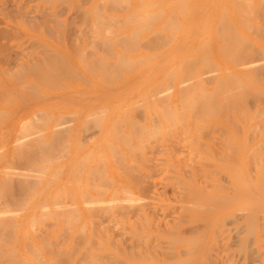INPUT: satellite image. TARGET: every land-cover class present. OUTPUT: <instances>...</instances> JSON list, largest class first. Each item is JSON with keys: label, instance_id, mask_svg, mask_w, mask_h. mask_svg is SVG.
Returning <instances> with one entry per match:
<instances>
[{"label": "rangeland", "instance_id": "1", "mask_svg": "<svg viewBox=\"0 0 264 264\" xmlns=\"http://www.w3.org/2000/svg\"><path fill=\"white\" fill-rule=\"evenodd\" d=\"M42 1H45V0H0V36H1L0 37V43H1L0 44V72H2L4 69H12L14 71L17 70L18 69L17 65L20 64L22 60L30 59V60L34 61L35 59H42L45 56H46L45 57L46 59L54 60L52 57L49 58V56L52 53L51 51H55V53L53 52V55L58 53V55H56V57H54L55 59L57 58V56L59 58L58 59L59 61L58 60L51 61L52 62L51 65L55 64L54 68L56 69L57 73H52V72H54L55 69L53 70V66H51V65H50V67H52V68L49 67V70H46L47 73L46 72L44 73L46 76L48 74V81L51 78L50 83L54 78L58 79L57 82H56V80L54 82V83H56L54 85L55 88L53 86L50 87L52 84L51 85L49 83L47 85L44 84L43 82H46V81L40 80V78L43 76H40V78L36 77L37 79L36 78L33 79L32 74L37 75L38 73H32V74L30 73L31 74L30 76H28V74L25 75V73H20L21 75L22 74L25 75V76L22 75L23 76L22 77L19 74L20 79L22 81L18 80L19 77L16 80V79H11L10 77H8L7 75H4V74L2 75V78H0V91L1 92L3 91L2 93L4 96L8 95L7 97H5V100L4 99L0 100V114H1L0 115V120H1L0 121V153L3 152L2 154H0V159H1L0 160V178L3 177L6 179V178H8V176L7 177H4V176L11 174V175H9V178H10L9 181H2V182H5V184L7 183L6 186L3 185V183H1V180H0V199H1L0 200V205H1L0 217H3L2 219L0 218V235H1L0 236V238H1L0 239V264H17L18 262H19V264H24V263H26V264H40L41 260L42 261L44 260L43 261L44 264H49V262H50V264H64V262L66 264H72V263L74 264L75 262H77V264H107V263H109V264H113V263L114 264H220L223 256L226 255V253L221 254L219 252L220 249L222 248L221 244H223V245L229 244L230 246L236 245L237 242L240 240V238H245L246 235L247 236L253 235V233L252 234L250 233V232H253V230H251L253 228L252 226H251L252 228H250V225L247 227L246 224H244V225H241L239 227L240 229L237 228V231L236 230L232 231L231 226L233 223L231 224V222H232V220H234V219H232L234 217H236L238 220H241L242 218L244 219L248 215L249 211H252L256 207V205H258V199L255 198V201H254V199H252L251 202H250V200L244 201V203H242V204L240 203L234 207L233 202H232V204H230L229 202L226 203L225 201H219L221 199L218 200V198L221 196H226L227 193H228L227 194L228 196L231 195L232 191H230L228 188L229 187L233 188V186L236 185L237 178H238L236 176L239 173H242V174L243 173H249L250 174L251 171L253 170L252 175H254V176H252L250 174L251 175L250 178H247L245 184L243 185L247 189H249V188L252 189L249 186L261 185V183H260L261 180H262V183L264 184V173H263L264 172V169H263L264 168V152H263V149H264V144H263L264 143V129H263L264 111L262 113V110H260L262 108V106H264V104L261 105L260 103H258L260 101L256 102L255 97H257L258 100H261V101L263 100L262 96H260L262 99L258 98L260 94H258V96H257V94H256V96H254V94H253L254 97L252 96L253 87L257 85L256 82L260 83L261 81H264V78H262L263 76L261 77V75H264V70H263L264 69V66H263L264 65V63H263V61H264V59H263V57H264V34L263 33L264 32L261 34V32L264 31V29H263L264 25L262 24L264 22V13L261 12L260 8H258V7H261L264 11V3H263L264 0H259V1L252 0V3L250 2L252 5L251 6L252 8H250V9H248V7L244 4L245 0L244 1L241 0L242 3L244 2L243 3L244 5L239 0H237V2H240V4L236 5L235 8H232V7H234V5L232 4L233 2L229 1V0H142V1L140 0L141 2L139 0H128L129 1V4H128L129 7L126 3L127 0H124V2H121L122 0L121 1L119 0L118 2H120V5H121V3H125L128 9L125 10V8L118 6L117 7L118 9L117 8L115 9L116 12L114 11L115 13H113V11L111 10L112 8L110 9V7H113V5H111L109 8L106 6V5L113 4L114 1H112V2L110 1L109 3H107L108 0L107 1L106 0H104V1L103 0L102 1H100V0H89V1L85 0V2H84V0H68V1L67 0H59V1L58 0H48V3L50 2L49 4L46 3L47 0H46V2H42ZM60 1H62V3ZM99 1L101 2L100 4H98ZM181 1L185 2V5H183ZM65 2H66V5H65ZM229 2H232V3H229ZM247 2H249V1L247 0ZM67 3H68V5H67ZM148 3H150L151 5ZM97 4L100 5V6H98L99 8L94 9L93 7H95ZM152 4H154V5L159 4V5L154 6ZM180 4L183 5L184 12L180 8L181 7ZM247 4H249V3H247ZM259 4H261V6ZM80 5H82V6H80ZM115 5H114V7H116ZM149 5L151 7L152 6L153 7L151 8ZM230 5L232 7H230ZM60 6H62V7H60ZM142 6H145V7H142ZM80 7H82V8H80ZM106 7H107L108 11H106V13H105L104 10L106 9ZM240 7L241 8L243 7L244 9H246V7H247V9H246L247 11L242 10L243 8L241 9ZM254 7H257V8H254ZM136 8H138L137 11H134V9H136ZM63 9H65V10H63ZM98 9L101 10V12L104 11V13L102 12L103 14H98V13H101V12H99ZM109 9L112 12H110ZM251 9L252 10L253 9H259L261 13L259 12V10L251 11ZM77 10H79V11H77ZM93 10H94V13L96 11V13H95L96 15H94V13L92 12ZM120 10H122V11L125 10V11L120 12ZM158 10H159V12L162 11L163 14L162 13H160V14L156 13V12H158ZM179 10L181 11L180 13L183 15L178 13ZM71 11H73V12H71ZM117 11H118V14H117ZM248 11H250L251 13L249 14ZM85 12H86V14L84 16ZM132 12H133V14H132ZM152 12H153V15L155 16L154 18L157 19L158 17H160V20L157 22L153 21V24L149 25V23L150 22L152 23V21L148 22L149 21L148 18L153 17V15L150 16V14ZM254 12H256V15L258 13V15L256 16ZM134 13H135V16H134ZM146 13L147 14L149 13L148 15L150 16V17H147L148 21L144 19L145 16H148ZM238 13L240 15L242 13V15L239 16ZM130 14L133 15V17H135V18H136V16L141 17L142 18L140 20L141 22L143 20L147 21L148 23L147 22L146 23L150 26L151 29L148 28V25H147L146 28L148 31L146 32V31H144L145 29L142 27V25H139V26H137L138 24L135 25V22H133V21H136V20L132 19L133 17ZM172 14H174V15H172ZM248 14H249V16L251 15V17L254 16V20L251 17H247ZM260 14H262L261 17H260ZM128 15H129V17H128ZM143 15H145V16H143ZM161 15L163 16L162 18H161ZM170 15H172V18ZM243 15H244V17H243ZM98 16H100L101 18ZM174 16H176V17H174ZM182 16L184 17V19H182L183 18ZM220 16H222V18L224 16L226 17L225 18L227 21L226 23L229 24V26H226L227 25L226 24L224 27L223 23H222L223 26H221V22L223 20H220V19H222ZM258 16H259V18H258ZM85 17L86 18L88 17L86 21H85V19H86ZM97 17H98V19L96 20ZM110 17H113V18H110ZM168 17H169V19H173V21H174V19L178 20V21L175 20L176 24L170 23L171 24L170 26L173 27L174 25L180 24V27L177 26V27H179L178 31H176L177 29L175 30L176 26L174 28L168 26V27L172 28L171 30H175L173 33H171L173 35V37L176 35L175 38L172 39L171 42L169 41V43L164 41V43H163L164 45H166V44L167 45L169 44V45L168 46L166 45V48L159 46L160 48H163V50L160 49L159 47H157V49H155L154 51L153 50L150 51L149 48H148V50L144 51V48L145 47L147 48V46L151 47V45H153V47H151L150 49H152V48L154 49L155 44L157 46L158 43H162V42H157L159 40L158 38H157L158 39L157 41L155 40L156 39L155 35H158V34H154L153 32L157 31L156 33H159V35H160L162 32L160 27L165 26L166 22L167 23L170 22L169 20H168L169 22L167 21ZM93 18L96 22L95 21L93 22ZM114 18L115 19L117 18L116 19L117 22L116 21L114 22ZM127 18L132 20V22L134 24L131 21H129ZM105 19H109V20L106 21ZM110 19L113 20V22H111ZM120 19L122 20L123 23H124V21H126L125 19H127L129 22L127 21L126 24L128 23L130 25L123 26L125 23L124 24L122 23L123 25H118V24H121ZM258 19H259V21H262V22H259ZM102 20H105V21H103L104 26L102 25ZM118 20L120 21L119 23H118ZM150 20H153V19L150 18ZM60 21H61V23H60ZM97 21L100 25L97 23ZM108 21L111 23L107 28L106 26L109 24ZM140 21L139 22L137 21V22L140 23ZM230 21L234 24L233 28L231 27L232 29L230 28ZM240 22H241V24H240ZM54 23L55 24L57 23V25H55ZM95 23H97V24H95ZM146 23H143V25L145 24V26H146ZM218 23L220 25H218V28H217ZM232 23H231V25H232ZM61 24L65 27V28L63 27L64 29H66V30L68 29L69 31L67 30V31L63 32ZM92 24H95L94 26L96 28L95 27L91 28V26H93ZM172 24H174V25H172ZM167 25H166V27H167ZM195 25H196V27H195ZM251 25H252V27H251ZM259 25L263 28H261ZM32 26H33V28H31ZM56 26H58L57 29H55ZM59 26H61V27H59ZM219 26L221 28H219ZM248 26L250 29H248ZM109 27L111 29H109ZM116 27L118 29H115ZM136 27H138V28H136ZM140 27L143 28L142 29L143 33L141 31H139L141 33H139V36L137 37V39H139L138 44L140 46V44L145 42V45L144 44L141 45V48L138 47L137 42L135 43L136 45L134 44V42L137 41L135 38L137 36L136 34H138L137 30L141 29ZM48 28H49V30H48ZM225 28H227V29L230 28L231 30H234V37H235V35H236V37H238L237 34H239V38L244 37L243 39H246V40H243L242 38H240V40L242 39L243 41H239V42H237L238 44H235L236 48L238 47V50L236 52H238L237 55L239 57L242 55L241 53L239 55L240 51L241 52L243 51L242 53L247 52V54L245 53L246 55H248V52H249V57L246 56L245 54L244 55L246 57L244 55H242V57H241L243 59V60L242 59L241 60L244 63H245L244 58H246V59L250 58L249 60L252 61L251 59H253L257 56L256 59L260 60V61L256 62V59H255V62H256L255 65L260 68L259 69L260 71L262 68L261 75L256 76V75H258L257 73H260V72L259 71L255 72L251 68H250V70L244 69L245 66L248 65L247 62L245 64V66H243V68H242L243 71H245V72L253 71V72H251V73H237L234 77L231 75L232 78H236V79L238 78L237 81L241 80L239 82L242 83V85H244L243 83H245V85L248 83L247 81H244V79L240 78L243 75L250 76L252 79V82H250L252 84L249 83L245 87L248 88L249 85L251 86V87L249 86L250 87L249 91H251L250 97H253L254 99L249 97V98H247L249 101L246 100L247 94L249 96V91H248V89L246 91V88L244 89V91H246L245 93H247L246 95L244 94V96H246L245 97V100H246L245 105L247 106V109H245L246 106L244 107V105H242L245 102H244V100L241 99L243 97L240 98V96H243V95H240V96L237 95V94H239L237 91H239L240 89L243 91L242 87L241 88L239 87V86H241V84L239 85V83H235V82H237V81H235L236 79L232 80V78H230V77H229L230 80H227L230 82L232 81L231 82L232 84L235 83L236 84L235 86H237L238 89L240 88L239 90H237V88L234 85L230 84V86L232 85L235 87L236 91L233 89V87H231L232 89L231 88H229V89H231L230 92L232 90H233V93H234V91L236 92V97L238 96V100H239V98H240V101L242 100L241 102L239 101L240 103H242L240 105V106H242L241 107L242 109L247 110L249 114H254L256 112V110L260 107L258 109L261 112L260 113V119L256 120L255 122L259 123V125H261V127H259V129L257 128L258 130L256 129L257 131H255V132L253 131V127L241 125L242 122L239 121L238 116H237V114L240 115V112H242V109L240 108V106L237 107V105H236V107L234 109H232L234 112L231 110V112L234 113V116L233 115L231 116L230 115V114H232V113H230L231 107H230V109L228 108L229 109L228 113H227L228 109H226L229 106V104L227 107H226V105L221 104V101H223V96H221V95H225L223 90L228 89V88H224L222 85L226 81H223V82L219 81V84H218L217 79L208 78V76H211L212 74L209 75V73L208 74L205 73L206 72L205 69L211 68L212 64L215 65L217 63H220V64L225 63L226 65L230 66L229 65L230 63H226L224 60V56H226V58H227L231 55L230 54L231 52L227 53V50L229 51L230 49H226L227 47L230 48V46H226V45H229L230 42L236 43L237 38L235 37V42H233L234 41L233 38L230 37V39L233 41L228 40L229 43L225 42L224 44H226V45L224 46L223 41L225 40V37L230 35V33H231L230 36H232L231 30H229V31L227 30L226 33L224 32V31H226ZM252 28L254 29V31H252ZM256 28L258 31L256 30ZM34 29H36L35 31L38 30L37 32L40 34H37V32L33 31ZM100 29H102V31ZM108 29H109V33L111 32L110 33L111 35H108V34L106 35L105 32L103 33V30L107 31V33H108ZM168 29L166 28L167 32H165V37L168 38L167 41L170 39L169 37L172 36L170 34V32H168L170 29L169 30ZM219 29H222L224 31H220ZM5 30H6V33H5ZM53 30H54V32H53ZM99 30L101 32H99ZM131 31L135 34V36L133 33H130ZM134 31L137 33H135ZM158 31H161V32H158ZM194 31H196V32L194 33ZM208 31H210V32H208ZM51 32H53L54 34ZM84 32H86V33H84ZM251 32H256V33L253 34ZM258 32L261 36L260 38L257 35ZM64 33L67 34L68 36L65 35ZM112 33H113V35H112ZM152 33H153V37L155 36V39H153L152 42H154V40H155V44L150 42V43H152L150 45L149 43H147L150 41V39H148L149 41H147L146 38L148 36L151 37ZM215 33H217V35L218 34L219 35L217 36ZM62 34H64V35H62ZM220 34H222L221 36L224 37V38H222V39H224L223 41H222V39H219L221 41L218 40ZM240 34H242V36H240ZM130 35H132V37L134 36L133 37L134 42L131 41L133 44L130 43V44L126 45L125 41L120 40L121 38L119 39V37H124V36H127V38H129ZM163 35H164V33H163ZM163 35H161V36L164 37ZM6 36H8V37H6ZM89 36H91V37L89 38ZM221 36H220V38H221ZM162 37L160 39H162ZM173 37H171V38H173ZM53 38H54V41L52 40ZM65 38H67V39H65ZM108 38H109V41H107ZM164 38H163V40H166ZM261 38L263 40H261ZM58 39L61 40L62 46L60 45V43H57V42H60V40L58 41ZM118 39L120 40V43L122 41V43L125 44V45L122 44L123 47H125V48H127L126 46H128V45L131 46V44H132L135 47L134 46H131V47H133L132 49L135 50L136 46H137L136 53H135V51H132V50H130V52H132V53L134 52V54H128V51H127V53H123V51L120 49L122 45L121 46L119 45ZM89 40L96 43L98 46L96 47L94 45V43L90 44ZM130 40H132L131 37H130L129 41ZM143 40H145V41H143ZM163 40H161V41H163ZM33 41H35V44L33 43ZM78 41H80V42H78ZM95 41H98V42H95ZM103 41H105L106 44ZM106 41L107 42L112 41V42L110 44L109 43L107 44ZM37 42H38V44H36ZM114 42L116 44L118 43L117 46L116 45L113 46L112 43H114ZM204 42H206V43H204ZM88 43L90 44V47L95 51H92V49L89 48L88 46H86L87 48L85 47V45H88ZM239 43L242 44V45L240 44L242 46L241 50H239L240 49ZM41 44H42V46H41ZM77 44H79L78 45L79 48L74 47ZM205 44H207V45H205ZM244 44L247 47L249 46L248 48H250V49L246 48V46ZM2 45H3V47L5 46L4 49H3ZM67 45H70L71 47L67 46ZM100 45H101V47L103 46L104 48H106V50L103 48L100 49ZM231 45H233V44H231ZM109 46H111V48L109 50H107V48H109ZM119 46H120V48H118ZM221 46L222 47L224 46L223 48H225L226 50L221 49ZM39 47H40V49H39ZM131 47H130V49H131ZM27 48H28V50H27ZM218 48H220L221 50H224V51H221L222 54L224 52V55H220L217 53L220 57H218V59L215 58V61H213L214 53L219 51ZM1 49H3V50H1ZM99 49L101 51H103L104 54L102 52H100ZM256 49H259L260 51L256 50ZM22 50L27 52V53L24 52L25 56L23 55V53H22V55H19V53H21ZM40 50L43 52L42 55H41L42 52H40ZM76 50H78V51H76ZM126 50H125V52H126ZM29 51L31 53L33 51H38V53L35 52V54H34V52H33V54H31V55L29 54L31 57L28 58V55H26V54H28ZM75 52H77V53L75 54ZM78 52L80 53L81 56L78 55L79 54ZM84 52L87 55L86 54L84 55L83 54ZM109 52H111V55L108 54ZM112 52L115 54L117 53V54L123 55V56H121V55L118 56L119 58L123 57V59H124V62H122L119 67H118L119 64L116 63L117 59H118L117 54L114 56V55H112L113 54ZM234 52L235 51L233 49L232 54ZM254 52L257 54V55L255 54V57H254ZM49 53H50V55H49ZM106 53H107V57L105 55ZM89 54L91 55V57L94 56V58L93 57L91 58ZM92 54H94V55H92ZM226 54L229 56H227ZM47 55H49L48 58H47ZM74 55H76V57ZM147 55H150L152 58L150 56H147ZM15 56H17V59H15L16 58ZM85 56H87V57H85ZM203 56H205V58H206L205 59V61H207L206 63L209 62L211 64V65H208L209 67L206 66L207 64H204L205 62L198 61L199 59H202ZM243 56H244V58H243ZM191 57H193L196 61H194V59H192V61H191V59H190ZM60 58H62L63 60L62 59L60 60ZM79 58L81 59V61ZM82 58L85 61L87 60V62L91 61L90 67H91V65H94V64L97 65L96 62L99 61V60L97 61V59H100V61L98 62V63H100L99 64L100 66H98V67L96 66V68L99 69V67H100L103 70L105 69V67L103 68L102 66L105 63H108V64H106V68L114 65L115 66L114 68H116V69L120 68L121 66H124L123 68L126 69L125 66L127 64H130L132 60H134L133 64L136 61H139L141 59H144V60H143L142 64H141V62H138V63H140L139 66H137V65L134 66V68H132L131 71H126L125 69H122V71L125 70V72L123 73L121 71V73L119 75V73L113 74V72L115 71L113 69L114 71L112 70L109 75L107 73H105L107 75V77H105L106 75H104L102 73L103 72L102 70H100L102 72L99 73V70H97L93 66L91 67L92 71L95 69L98 72L95 71L96 75L94 73H92L93 74V76H92L91 69H89L90 72H88V70H87L88 69L87 67L89 66V62H88V65H87V62L85 64L84 60ZM187 58L190 60L191 64L188 63L189 61L187 62V60H188ZM93 59H94V61H93ZM95 59H96V61H95ZM128 59H130L129 60L130 63H125L126 61H128ZM145 59L147 61H145ZM227 59L229 60V58H227ZM14 60H15V62H13ZM241 60H240V63H241ZM3 61L6 62L7 66ZM8 61L11 65L10 64L8 65ZM60 61L62 63L64 62V65ZM92 61H93V63L94 62L95 63L93 64ZM110 61L115 62V63H112L111 65H109L111 63ZM250 61H249V63H251ZM253 61H254V59H253ZM145 62L148 64H146ZM196 62L198 64H196ZM243 62H242V65H244ZM260 62H262V63H260ZM258 63H260V64H258ZM56 64H57V67H56ZM231 64H232V62H231ZM13 65H14V67H12ZM179 65H180V68L178 69ZM196 65H198L199 67L197 68ZM202 65H204V66H202ZM255 65H252V67L254 66L253 67L254 69L257 68ZM64 66H66V67H64ZM131 66H132V63H131ZM217 66H214V67H216L214 69H213V67L211 68V70L208 69L207 72L216 70ZM58 67H60V68L63 67L62 69H64V70H62V73L59 72L60 68H58ZM84 68H86V69H84ZM111 68H113V66L110 67V69ZM121 68H120V70H121ZM127 68H128V66H127ZM191 68H193L194 70L197 68V70H195L196 73H193L194 70H192ZM247 68H249V67H247ZM50 69L53 70V71H51V74L49 73ZM107 70H109V69H107ZM107 70H104V71L106 72ZM189 70L192 71V73L189 72ZM255 70H258V69H255ZM117 71H119V69ZM179 71L182 73H180ZM170 72H172V73H170ZM168 73H170L171 76L173 74V77L168 76V75H170ZM252 73H256L254 75L257 78H255V76H253ZM16 74H15V76L18 75V74L17 75ZM39 74H42V73H39ZM188 74H189V76H188ZM164 75H167L168 78L164 77ZM190 75L191 76L193 75L191 77V79H190ZM51 76L53 77V79ZM120 76L122 78H120ZM184 76L189 77V79L187 77L188 81H187L186 77H184ZM201 76H204V77H202V79H201ZM45 77H43V78H45ZM183 77H184V79H183ZM13 78H15V77L13 76ZM102 78H104V80H106V81H103ZM107 78H110V80L109 79L107 80ZM170 78L172 79V81ZM192 78H193V80H192ZM205 78H208V79L206 80ZM212 78H215V76L213 77V75H212ZM45 79H47V78H45ZM70 79L72 81H70ZM210 79H211V81L209 82ZM253 79H256V80H253ZM168 80H170V81H168ZM17 81H19L20 83ZM58 82L60 84L62 83L63 85L60 86ZM170 82H172V83H170ZM215 82H217V83H215ZM22 83H24V84H22ZM34 83H35V85H34ZM86 83L90 84V86ZM185 83H186V85H185ZM188 83L192 84V86L188 85ZM211 83L217 84L216 86H218V87L215 86L217 88L216 90H214L216 93L213 92V90H212L210 94H211V96L212 95L214 96L215 94H217V95H215L216 98L213 97V99L210 97L212 99V101L210 99L208 101L207 98H209L210 94L208 96V95H205V93L209 92L208 91L209 87H207V86H208V84H211ZM220 83H222L221 84L222 89H221ZM182 84H184V86ZM25 85H26V89H25ZM27 85H29L30 88ZM164 85H165V87L167 86L168 88H165ZM224 85L228 86V85H226V83ZM64 86H65V88H64ZM170 86H171V88H170L171 91L169 89ZM180 86H182V87H180ZM193 86H194V89L195 88L196 89L194 90V92H191V91H193ZM230 86H228V87H230ZM161 87H163L164 89ZM197 87H199V89ZM31 88H32V90L30 92H28ZM182 88H184V90ZM26 90H27V92H26ZM157 90H160V92ZM185 90H188V93ZM200 90H202L204 92H202ZM241 90L239 91L240 93H242ZM34 91H36V92H34ZM195 91L198 93H196ZM1 92H0V94H2ZM157 92H159V93H157ZM162 92H165L164 93L165 95ZM182 92H183V94H182ZM220 92L221 93L223 92V93L221 94ZM169 93L171 95L170 98L168 97L169 95H167ZM225 93H227V91ZM228 95L233 96V95L229 94V92L225 96H228ZM4 96L2 98H4ZM158 96L160 97L159 102H157ZM163 97L166 98L165 100H167V101H165L163 99ZM236 97L234 96L233 99H237ZM185 98H187V100ZM188 98L189 99L191 98L193 100V102H195V104L199 105V106L197 107L195 104H193V102L191 104L192 100L190 99L191 100L190 101ZM161 99H163V101H165V102L161 101ZM214 99L215 100L217 99L216 100L217 102L214 101ZM228 99H230V98H228ZM252 99L255 101H253ZM184 100H186V101H184ZM200 100H202V101L200 102ZM5 101H7L8 103ZM152 101L155 104H153ZM180 101L184 104L180 103ZM250 101H251V103H250ZM186 102H188V105H187L188 108L185 110L184 105L186 106V104H187ZM199 102H200V104H198ZM203 102H206L205 103L206 105L209 104L211 106L212 105L214 106L217 103L218 106H215L214 108H216V109L213 108L212 110L210 109V107H209V109L206 108L205 106H204L205 108L204 107L202 108L201 105L202 104L205 105ZM211 102H212V104H211ZM247 102L250 104L249 106L251 108L248 107ZM263 102H264V100L262 101V103ZM164 103L166 106L164 105ZM218 103H220V104H218ZM189 104L192 105L191 106L192 109H191ZM171 105H173V106H171ZM221 105L223 107H221ZM219 106H220L221 112L224 111V113H225L223 116H222L223 112L221 113L218 111ZM230 106L234 107L233 104ZM167 107H169V109ZM179 107H181V109ZM182 107H184L183 108L184 110L182 109ZM195 107H197L198 110ZM175 108H176V110H175ZM237 108H239V109L235 110ZM248 108H250L251 110ZM162 109H164V110L166 109L165 112ZM189 109H191L190 110L191 112L189 111ZM194 109H196V110H194ZM201 109H203V111ZM140 110L142 111L141 116L143 118L139 116L141 114ZM178 110H181L182 113L184 112L185 117H187V118H189L190 115L193 116V114H198V113H195L196 111L197 112L202 111L200 113H203V114H201L202 117L197 118V119H199V121L194 120V122L192 124L190 121H193V117L194 116L197 117L200 114H198L197 116L194 115L190 120L188 119L187 124H186V122H184L185 118H184V120L181 119L182 117L177 118L178 121L181 120L182 122L181 123L177 122V124L179 123V125H176V127L174 128L175 130L173 131L171 128H173L172 126H174V124H176L175 122L177 121L176 119H175L176 121L173 119L177 115L176 111H177V113L179 112ZM193 110H194V113H193ZM213 110H214V112H212ZM215 110L217 111V113L215 112ZM167 111L169 112V114H167L168 113ZM235 111H237L238 113L236 114ZM40 112H41V114H40ZM173 112L176 115L173 114L175 116L173 117V119L172 118L170 119V120H173V122H169V116H171V113H173ZM38 113L40 114V116ZM155 113H156L157 119L154 116ZM164 113H165V115H164ZM205 113L208 115L206 116ZM215 113H216V115H215ZM35 114H37L39 117ZM89 114H91V115H89ZM188 114H189V116H188ZM219 114H221V115H219ZM227 114L230 115L229 116L230 118L232 117L235 120V125L237 124L239 126V128L241 130L239 137H237L236 134L240 130L238 129L239 131H237L235 128H233L234 125H229V126L227 125V124H231V123H229V121L231 122V119L227 117L228 116ZM34 115H35V117H34ZM41 115H42V118L37 119V118H40ZM51 115H52V117H51ZM136 115H138L137 119H136ZM179 115H180V113H179ZM179 115H177V116L179 117ZM209 115L210 116L212 115L211 117H213V119L210 118ZM261 115H263V116H261ZM32 116H33V118H32ZM44 116H46V117H44ZM90 117H92V118H90ZM60 118H61V120H63L62 122H64V123L61 122ZM96 118H97V120H96ZM117 118H118L120 125H118V121L116 123ZM139 118L140 119L142 118L141 122H143V120H144V122L142 123L143 127L148 128L147 130H146V128H144L145 131H148L147 132L148 137L146 136L147 134L145 131L141 132L142 128L138 129V128L142 127L140 125L141 122L139 121L140 120ZM222 118H225V119H222ZM86 119L88 120V122L90 121L93 124L88 123ZM200 119H201V121H200ZM207 119L209 120V122ZM228 119H230V120L228 121ZM93 120L99 121V126H98V123L96 121L94 122ZM205 120H207V121H205ZM222 120H226L227 124ZM84 121H86V122H84ZM132 121L134 122V127L130 128V125L133 124ZM153 121H154V124L157 123L154 130H156V127H157V129H158L157 134L158 133L160 134L159 137L156 134L151 135L152 134L151 130L153 132H156L152 129V127L154 128V125H152ZM23 122H24L25 128L28 129V127L31 126V129L30 128L28 129V130H30V131H28L29 136H28V132L24 133V131H23L24 126H20L21 124H23ZM38 122H43L42 124H45L46 126L43 125V127L40 128V126L38 125ZM59 122H61V123H59ZM137 122H140V123L137 124ZM255 122H253V123H255ZM95 123L97 124L96 127L94 125ZM168 123L172 124V125L170 126ZM182 123H184L185 125L182 126L183 125ZM32 124L35 126H33ZM54 124H57V125L54 126ZM85 124H86V126H85ZM159 124H161V125H159ZM193 124L195 127H197V125L201 124L203 127L205 126V128H202L200 125H199L200 126L199 128L198 127L195 128V127H193ZM215 124H218V125L216 126ZM60 125H62V126H60ZM191 125H192V129L194 131L197 130L196 132L191 131V129H190ZM115 126L117 128H115ZM213 126H214V128H213ZM231 126H233V127H231ZM59 127H61L62 130ZM83 127H84V129H83ZM135 127H138V128H135ZM184 127H187V129L189 128L190 130L188 129L189 132L184 133L186 135L183 134L184 136L181 137L180 134H182L183 132L186 131L185 130L186 128H184ZM220 127H223L222 129H224V131L226 130V133H225L221 129L222 132H224V133H221L223 138L218 136L220 132L218 133L217 130L219 129L218 131H221ZM21 128H23L22 131H20ZM230 128H231V130H230ZM236 128H238V127L236 126ZM251 128H252V130H249ZM27 129H25V132ZM33 129L35 131H33ZM182 129H183V131H182ZM202 129H206V130H209V129L215 130L216 129V131L210 132V130H209L207 132L205 130L204 131V133L206 132L205 134L208 135V133L210 132V135H211V136L208 135L209 137H207V135H205L203 133ZM234 129H235V131H234ZM254 129H255V127H254ZM38 130L41 133L42 137H41L40 133L38 132ZM52 130H54V132ZM91 130H92V132H91ZM199 130L201 132H199ZM260 130H262V131H260ZM36 131L39 135V138H41L40 140H37L38 137H35L37 135V133H35ZM60 131H61V133H60ZM120 131H121V133L122 132L123 133L121 134ZM132 131H134L135 133ZM20 132H21V135H20ZM30 132L35 133V134H32ZM94 132H98V133H94ZM165 132L167 134L170 132L169 136ZM65 133H67V134H65ZM80 133H81V135H80ZM202 133H203V135H202ZM249 133L250 134L252 133L251 135H253V133H255V134L257 133L256 134L257 136L255 134H254V136H252L254 138V140L250 141V143H249V140H251V139L249 138V136H251V135H249ZM25 134H26V136H25ZM31 134L34 135V137ZM17 135H19V136H17ZM23 135L25 137V140L23 139L24 138ZM30 135L32 136L31 138H33V140L32 139L31 140L33 142L35 141L34 144L32 141L30 144V141H29L30 139L28 138V137H30ZM62 135L65 136V138H63ZM125 136H127L128 138L127 137L126 138L131 140V142L129 140H127L125 142V140H126ZM135 136L138 138L141 137V139H140L141 141L138 138L133 139ZM150 136H151V138H150ZM164 136L168 137L169 139H166V137H164ZM16 137L18 139L21 138L20 139L21 142L19 143V141L17 140L16 143H18V144L14 145ZM51 137L53 138V140L51 139ZM57 137H58V141H61V142L57 141ZM60 137L62 140L59 139ZM90 137H91V139H89ZM119 137H120V139H119ZM121 137L124 138L123 142H121L123 140ZM129 137H131V138H129ZM229 137H230V139H229ZM187 138H189V139H187ZM209 138H210V140H208ZM214 138H215V142H214L215 144L212 143L214 141ZM225 138L229 139L230 141L229 140L227 141V139H225ZM262 138H263V140H262ZM113 139H115V140H113ZM144 139H147L149 141H144ZM90 140H92V141H90ZM134 140L136 141L137 144L135 143ZM138 140L140 141L141 146H140ZM151 140H153V141H151ZM220 140L223 141L225 144L223 142H221L222 143L221 144ZM128 141H129L130 146L128 145ZM208 141H210L209 142L210 144L212 143V145H211L212 148H211L210 144L208 143ZM261 141H262V143H261ZM23 142H25L24 145L22 144ZM43 142L46 144V145L43 144L45 147L43 145H41L39 148L38 144L39 143L42 144ZM50 142H52L53 147L50 146V145H52ZM108 142L111 145V147H109L110 149L113 148V146L116 149V150L114 148H113V150L111 149L113 152L111 155L114 154L115 157H117V158H115L114 155L112 156L113 158L110 156L111 151L108 148L109 145L105 144ZM144 142H148V143L144 144ZM58 143L59 144L61 143L62 145H58ZM67 143H68V145H66ZM142 143L144 145L143 149H142ZM19 144H22L21 147L19 146ZM79 144H80V146H79ZM81 144H83V145H81ZM151 144L154 146H152ZM202 144L205 147H203ZM227 144L228 145L230 144L229 146H231V145L233 146L231 149H234V147H235V148H237V150L230 152L229 150H231V149L229 146H227ZM47 145H49L51 148L48 147ZM63 145H64V147H63ZM124 145H125V147H124ZM170 145L172 147H170ZM197 145H198V147H197ZM199 145L202 146V147L201 146L200 147L203 150L205 148V151H207V152L203 151L199 147ZM215 145H217V146H215ZM14 146L18 147V148H14ZM28 146H29V148H27L28 149L27 151L30 150L31 153H30V151L29 152L26 151L28 153L27 154L25 152L26 149L24 150L25 153L23 152V148L24 147L26 148ZM54 146H55V148L58 147L59 150L55 149L56 152L54 150H52V148H54ZM60 146H62V148H60ZM218 146H219V149H218ZM258 146H259V148H258ZM19 147H20V149H19ZM32 147L33 148L35 147L36 150L33 149ZM130 147L133 148L134 151L132 149L128 150V149H130ZM166 147H168V148H166ZM174 147H175V149H174ZM178 147H181V148H178ZM252 147H254L253 150L252 149L250 150V148H252ZM255 147L257 149H259L260 152L258 151V153H257V151H255L256 152L255 153L254 152ZM31 148H32V150H31ZM44 148H46V149H44ZM48 148H50V150H52L54 152L47 150ZM107 148L109 149V151L107 150ZM213 148L215 150L214 152L212 150ZM39 149L42 151H40ZM223 149H224V151H222ZM14 150H15V153L12 154V152ZM20 151H21V154L23 156L20 155ZM39 151L42 153H40ZM43 151H46L45 157H44ZM48 151H49V153L52 152V154H51L52 156H53V154H55L57 156L56 157L54 155L55 159L56 158L57 159L61 158V159H58V160L56 159L58 162L55 161L56 162L55 163L54 161H52L53 160L51 158L52 156L49 157L50 155L47 154ZM57 151H60V152L58 153ZM63 151L66 152V153H64V155L66 154L65 156L63 155V153H61ZM116 151H117V153L120 152V153H118V155L121 157L122 160H123V158H125L124 161H121L118 159L119 156L118 155L116 156V154H115ZM136 151H137V153L135 155ZM185 151H187V152H185ZM216 151H217V153H216ZM138 152H139V154H141V157H142L141 161L138 160V158L140 157V155H137ZM218 152L221 153L223 156L221 154H220V156H218L219 155ZM18 153H19V155H18ZM155 153H157L159 155H155ZM191 153H192V156H188L186 158V156L191 155ZM206 153H208L210 156L207 155ZM214 153L216 155L218 154L217 156L219 158L217 156L215 157ZM40 154L45 159H43ZM250 154H252L251 155L252 157L250 156ZM137 156H139V157H137ZM200 156H203V158ZM48 157L51 158L52 160H50V159H49L50 161L47 160ZM220 157H224V159L222 160V158H220ZM38 158L43 159V160H47V162L48 161L49 162L43 163L42 160H40L43 164L42 165L38 164V163H36L39 161ZM82 158H83V160H82ZM85 158H87V159H85ZM146 158H149L150 160H148V162H147ZM185 158L187 159V161ZM190 158H192V160ZM249 158H251L252 161H251V159L249 160ZM17 159L19 160V162ZM116 159H118L120 161L119 163L123 162L122 165H125V166L127 165V168L125 169V166H120V165H118L120 167V168H118L117 164H119V163ZM174 159L177 161H175ZM203 159H205V160H203ZM254 159H257V161H259L260 163ZM113 160H114V162H113ZM131 160L133 163H131ZM172 160H174V161H172ZM179 160H181L180 163H179ZM193 160H194V162H192ZM97 161L99 164H97ZM190 161L193 164L188 163ZM41 162H39V163H41ZM52 162H54V163H52ZM174 162L175 163L177 162V164H175ZM198 162L201 164H198ZM256 162H257V165L259 164L258 167H257V165H255ZM115 163H116V165H115ZM140 163H142V164H140ZM167 163H169L170 166H168ZM181 163L183 166L181 165ZM204 163H206V164H204ZM227 163H228L229 167L225 166ZM37 164H38V167H36ZM100 164L103 165L104 167H101ZM132 164L136 168H134V167L131 168L129 166V165L132 166ZM143 164H145V165L143 166ZM209 164H210V166L212 164V166L208 167ZM220 164L221 165L223 164V165L221 166ZM23 165H24V167H23ZM79 165H80V168H79ZM82 165H84L83 166L84 169H83ZM203 165H205V167ZM230 165H235V167H238L239 169L237 168L238 169L237 170L234 167L231 168L232 166H230ZM145 166H148V167H146L147 169L145 168ZM249 166L251 168H252V166H254L253 169L250 168L251 171H249L250 169H248ZM4 167H7V169H5ZM30 167H32V168H30ZM100 167H101V169L103 168L104 170L100 169V171H98V168H100ZM123 167H124L125 173L122 174V172H124V171H121V170H123L122 169ZM129 167L131 168L130 170H132L131 172H133V170H134V172H135L134 174H136V173H139L138 175L141 174L140 178L142 177V179H139L140 182L142 181L141 183L137 179V178H139L138 175H137V178H136L137 180H136L134 178V177H136V175H134V177H133L132 173L129 172L130 170L127 171L128 174L131 175V176H129L130 178H128V176L126 175V173H127L126 170ZM195 167H196V169H195ZM28 168L32 169L33 172L28 173L29 172V171H27ZM91 168H93V171ZM94 168L96 169V172H100L97 174L99 176H101L100 178H103V179H98L96 181V178L97 177L99 178V176L95 175L96 172H95ZM4 169L6 171L9 169L7 172H10L13 170L15 173L17 171L15 173V174H18V175H16L17 177L15 175H13V173L4 174V171H2ZM30 169H28V170H30ZM119 169H121V170L119 171ZM193 169L195 171L199 170V169L200 170L203 169V171L199 170V172L197 171V173H196ZM216 169L219 171H217ZM91 171L93 172V176H94V178H92L91 181L95 180L96 182H98L97 184H99L100 187H101V185L103 186L104 183H108V184H105L107 186H109L111 184V187H109V189H107L108 187H106L104 185V187H101V189H100V187L97 185V188H96V182L92 181L93 188H90V186H92V185L89 186L87 183H88V181H89V184L91 182L89 180V178H91L90 176H92L90 173ZM183 171H185V172L187 171L185 173V175L186 174L188 175V173H190L191 177H190V175L187 177L184 176ZM210 171L212 172V174H214L216 172L214 175H216L217 173H220V174H217L220 176L217 177V175H216V177H215L214 175H211ZM35 172H37V174ZM78 172L79 173L81 172V173L79 174ZM87 172H88V174H87ZM194 172H195V174H194ZM232 172H234V173H232ZM39 173H41V174H39ZM101 173H103V174L105 173V174L102 175ZM161 173H163V174H161ZM262 173H263V175H262ZM38 174L41 176V178L39 177ZM202 174H203V177H202ZM50 175L51 176L54 175L57 177L53 176L54 177L53 178ZM124 175H126V176H124ZM173 175H175V176H173ZM198 175H200V177ZM207 175H209L210 179L207 178L208 177ZM261 175H262V177H261ZM21 176H23V177H21ZM77 177L78 178L80 177V178L78 179ZM171 177L173 179H170ZM230 177H231V179L232 178L234 179V177H235V181H232L230 179ZM251 177L254 178V181L252 180L253 178H251ZM75 178H76V180H75ZM146 178H148V179H146ZM218 178H221V179H218ZM225 178H227V179H225ZM128 179H130V180L134 179V180L132 182H130ZM188 179H190L191 181ZM197 179H198V182H196ZM49 180L51 183L48 182ZM77 180H78V182H77ZM135 180L138 181L137 185H136V182H135V184H133ZM147 180H149L148 183H146ZM225 180H226V182H225ZM227 180L229 183H227ZM192 181H195V182H192ZM47 182H48V185L46 184ZM182 182H184V184H181ZM216 182L218 184H216ZM35 183H37V184H35ZM68 183H70V184H68ZM129 183H130V185H129ZM176 183H178V184H176ZM204 183L207 185H205ZM208 184L211 186L214 185L212 187L213 189L211 187H209L212 189L211 190L212 192L207 187ZM21 185H22V187H21ZM34 185H37V186H34ZM139 185H141V186L145 185V186H143V188H141V186H140L138 189ZM198 186H200V187H198ZM224 186H226L228 188L225 187L226 189L224 188L223 190H221V188H223ZM202 187H203V190L201 189ZM215 187L217 188V191H216V189H214ZM192 189L195 190L199 194L195 193ZM204 189H205V191H204ZM22 190H23V192H22ZM69 191H70V193H69ZM185 191H187V192H185ZM183 192L185 194H188V196L186 195L187 196L186 197ZM182 194H183V196L181 197V199L183 198V200L180 199V196ZM25 195H26V197H25ZM203 195L207 198L211 197L210 199L216 198V197H218V198H217V201H212L210 199L204 198ZM98 196H99V198H98ZM84 197H85V199H83ZM184 197H186L185 198L186 201H184ZM93 198H94V200H93ZM194 198H197V199H194ZM24 199H25V201H24ZM226 199L227 198L224 197V200H226ZM52 200H53V203H52ZM110 200H112V201H110ZM115 200H116V202H115ZM198 200H200V202L202 200L201 203L199 202L197 204H199L200 208L202 206H204V208H201V209H203V211H202L203 214L200 212H195V213L193 212L196 208L199 209L198 208L199 206L196 208H193L192 211H190L191 208L190 209H183V208H185V204H188V205L194 204V203H191V201L192 202H194V201L198 202ZM256 200H257V202H256ZM113 201H114V203H113ZM245 202H249V204L246 205ZM3 203H4V205L6 204L5 205L6 207L8 204L9 210H7L6 207H4L6 210H3L4 209ZM183 204H184V206L182 207ZM205 204H206V206H205ZM53 205H54V207H53ZM219 205H222V206H219ZM241 205H242V207H241ZM207 206H211L210 209ZM244 207H245V209H244ZM39 209L41 210V212L39 211ZM201 209H199L198 211H200ZM2 210H3V212H2ZM184 210H186V211H184ZM213 210H214V212H212ZM4 211H5V213H4ZM195 211H197V210H195ZM205 211H210L212 214H210V213L204 214ZM46 212H47V215H49L48 217L46 216ZM63 212H65V214ZM71 212H73L75 214H73ZM180 212H182V213L180 214ZM184 212H186V213H184ZM9 213H12V214L10 215ZM43 213H44V215H43ZM14 214H16V215H14ZM4 215L7 216L8 219ZM40 215H42V216H40ZM9 216H10V218H9ZM39 216H40V218H39ZM183 216H186V217H183ZM93 217H94V219H93ZM59 218L60 219L63 218L65 220L62 219L63 220L62 221ZM153 218H155L156 220ZM41 219H42V221H40ZM52 219H54V220H52ZM143 219H144V221H142ZM204 219H207V221H203ZM37 220H38V222H37ZM150 221H151V223H150ZM222 221H224L228 225V228L231 229L230 230L231 234L229 233V235H227V236L220 235L221 232L219 231L218 223L220 225V223ZM263 221L264 220L262 219L261 222L264 223ZM75 222H76V224H75ZM180 222H182V223H180ZM11 223L13 224L14 227L12 226ZM64 223H65V225H64ZM175 223H176L175 226H177V227L174 229L173 224H175ZM178 223H180V224L177 225ZM73 224H75V226ZM92 224L95 227L97 225V227L94 229ZM152 224H154V225H152ZM62 225H63V227H62ZM71 225H73L74 228H71ZM136 225L138 227H136ZM172 225H173V229L171 227ZM81 226H83V227H81ZM160 226H161V228H160ZM167 226H169L168 227V234L167 233L162 234V232L160 233L159 229H161V230L165 229L166 230ZM80 227H81V229L84 228L82 230L84 234L81 232ZM102 227H103V229H102ZM145 227H146V229H144ZM139 228L142 230V232H140L141 230ZM241 228H242V231H241ZM97 229H99V231ZM100 229H101V231H103L102 233H101ZM215 229H216V231H215ZM48 230H49V233H48ZM95 230L98 233L96 236H94L96 234ZM146 230H148V231H146ZM154 230H156V232ZM170 230H172V231H170ZM79 231L81 232L80 234H82L81 236L77 235V234H79V233H77ZM173 231H174L175 236L173 235ZM89 232H92L90 234L93 237L92 236L89 237V235H90V234H88ZM236 232H238V233H236ZM34 233L36 234V236ZM100 233H101V235H100ZM43 234H45L46 236ZM177 234H178V236H176ZM262 234L264 235V231L262 232ZM10 235H11V237L13 235V237H12L13 240L9 242V239L11 240V238L9 237ZM59 235L61 237H62V235H64V236H63V238H61ZM67 235L69 236V238ZM98 235H100V237H98ZM170 235H173L174 237L170 236ZM258 235H260V234H258ZM7 236H8V238H7ZM43 236H45V237H43ZM79 236L81 238L84 237V239H83L84 241H82L81 238H79ZM142 236H145V237L142 238ZM59 237H60V239H59ZM74 237H75V240H74ZM153 237H155V239H152ZM25 238H26V240H25ZM91 238L94 239L95 241H93ZM103 238H105L104 239L105 242H104V240L102 241ZM201 238H202V240H201ZM174 239H176L175 241L179 244H176V242L173 243ZM223 239H225V240H223ZM226 239H227V241H226ZM46 240L48 241L47 243H46ZM76 240H78V242L74 243V241H76ZM154 240H156V241L154 242ZM160 240L161 241L164 240L162 242V244H161ZM169 240H171V241H169ZM133 241L135 242V244ZM142 241L145 242V245H143V247H142V245L141 246L139 245V243L142 244ZM167 241H169V244H170L169 247L166 246L168 244ZM5 242H6V244H5ZM150 242L154 243L153 246L158 247V245H159V247L154 249ZM159 242L161 244V247H160ZM164 242H166L167 244H165ZM24 243H26L27 246H24L25 245ZM72 243L74 245H72ZM84 243L89 244V246H88L89 249L87 247V244H84ZM114 243L117 244V246H118L117 248L119 249V251L116 248V245ZM31 244H32L33 248H31L32 247ZM93 244H94V247H92ZM96 244H98V245H96ZM136 244H138V245H136ZM148 244H150L149 246L152 247L153 252L158 251L157 253L155 252L154 257H153L157 261L154 260L153 258H151L152 257V252H151L152 250L150 251L149 248H147L149 246L144 248V246H146ZM29 245H30V247H28ZM84 245L86 248L84 247ZM110 245L113 246V248ZM133 245L136 246L137 248H134ZM171 245H173L174 248H173V246L170 247ZM258 245L259 244L253 240V242L250 243L249 247H247L245 250L240 251L241 253L240 252L237 253V250H235L234 246H232V247L229 246L231 248V249H229V251L232 252V250H234L233 251V253H234L233 254L234 264H247V263L250 264V263H252V261L255 262V260H253V259H257V257H258ZM99 246H101L100 247L101 250H98ZM127 246H128V248H127ZM26 247H28V249L30 248L29 249L30 253L28 252V250H25V249H27ZM74 247H76V248H74ZM95 247H97V249ZM130 247H132L131 251L129 250ZM141 247L143 250L141 249ZM162 247H164L163 250H162ZM166 247H167V249H166ZM126 248L128 249L127 252L128 251L131 252L132 256H128V254L125 253ZM15 249H16V252L13 251ZM32 249H34V250H32ZM58 250H60V251H58ZM144 250H146V251H144ZM203 250H204V252H203ZM25 251H26V253H25ZM75 251H78V252L75 253ZM133 251H134V253L138 254V255H136V254L134 255L136 257L133 256ZM149 251H150V254H149ZM200 251H202V253ZM209 251H211V252H209ZM34 252H35V254H34ZM91 252L96 253L97 256H100V258L99 257L93 258L94 256L92 257V256H90V254H88ZM145 252H147V254ZM160 252H161V254H160ZM32 253L36 256L35 258H37L40 262L37 259L35 260ZM38 253L42 259L37 256ZM70 253H71V255H70ZM170 253H172V254H170ZM173 253H175V254H173ZM9 254H13V255L10 256ZM72 254H73V257L71 258ZM86 254H88L87 257H85ZM110 254L112 255L111 258H110ZM123 254L125 256H123ZM83 255H85V256H83ZM105 255H107V257ZM9 256H10V258H9ZM19 256L21 259L19 258ZM30 256H32L33 259ZM67 256H69L70 258L68 259ZM102 256H104L103 257L104 259L102 258ZM138 256L141 259L140 258L137 259ZM147 256L149 257V259ZM11 257L12 258L14 257V258L12 259ZM4 259H7V260H4ZM8 259H10L11 261L13 260V261L11 262ZM87 259L90 260L91 262L88 263ZM112 259L115 261L113 262ZM146 259H148V260H146ZM225 259L226 258L224 257V260ZM19 260H21V261H19ZM99 260H101V261H99ZM7 261H9V262H7ZM61 261H62V263H61ZM194 261H195V263H194ZM41 264H43V263H41Z\"/></svg>", "mask_w": 264, "mask_h": 264}, {"label": "bare ground", "instance_id": "2", "mask_svg": "<svg viewBox=\"0 0 264 264\" xmlns=\"http://www.w3.org/2000/svg\"><path fill=\"white\" fill-rule=\"evenodd\" d=\"M58 1H59V0H58ZM67 1H68V0H67ZM87 1H89V0H87ZM100 1H102V0H100ZM100 1L98 2V4L101 3ZM103 1H104V0H103ZM106 1H107V0H106ZM110 1H111V2L114 1L113 4L106 5V6L109 8L111 5H113V7H110V9L112 8L111 10L113 11V13L116 12L115 9H116L118 6H119V7L121 6V7L125 8V10L128 9L125 3H121V5H120V2H118L119 0H108L107 3H109ZM115 1H116V2H115ZM120 1H121V0H120ZM139 1H140V0H139ZM141 1H142V0H141ZM141 1H140V2H141ZM229 1H232V2H233V3H232V2H229V3H232V4L234 5V7H232V6L230 5V7H232V8H235V6H236V5H239L240 2H241V0H239L240 2H237V0H229ZM234 1H235L236 3H235ZM243 1H244V0H243ZM248 1H249V2H247V0H245V1H244L245 3H244V2H243V3L248 7V9H250V8H252V7H251V6H252V5H251L252 0H248ZM257 1H259V0H257ZM42 2H46V0H45V1H42ZM60 2L62 3V1H60ZM84 2H85V0H84ZM121 2H124V0H122ZM181 2H182V1H181ZM211 2H212V1H211ZM211 2H210V3H211ZM213 2H214V1H213ZM250 2H251V3H250ZM262 2H263V1H262ZM46 3L49 4L50 2L48 3V0H47ZM107 3H106V4H107ZM126 3H127V5H128V4H129V1L127 0ZM150 3H151V2H150ZM150 3H148V4H150ZM162 3H163V2H162ZM170 3H171V2H170ZM241 3H242V2H241ZM243 3H242V4H243ZM247 3H249V4H247ZM263 3H264V2H263ZM73 4H74V3H73ZM98 4L96 5L97 7L95 6V7H93V8H94V9H95V8H96V9L99 8L98 6H100V5H98ZM115 4H116V5H115ZM118 4H119V5H118ZM122 4H123V5H122ZM182 4L185 5V2H182ZM213 4H214V3H213ZM244 4H243V5H244ZM261 4H262V3H261ZM261 4H259V5L261 6ZM65 5H66V2H65ZM65 5H64V6H65ZM67 5H68V3H67ZM82 5H83V4H82ZM82 5H80V6H82ZM114 5H115L116 7H114ZM124 5H125V6H124ZM150 5H151V4H150ZM150 5H149V6H150ZM152 5H154V4H152ZM156 5H159V4H155L154 6H156ZM180 5H181V4H180ZM183 5H181V7H180V6H179V7H180V8L182 9V11L184 12ZM262 5H263V4H262ZM240 6H241V5H240ZM249 6H250V7H249ZM58 7H59V6H58ZM60 7H62V6H60ZM66 7H67V6H66ZM73 7H74V6H73ZM78 7H79V6H78ZM107 7H106V9L104 10L105 13H106V11H108ZM128 7H129V5H128ZM142 7H145V6H142ZM150 7H151V6H150ZM152 7H153V6H152ZM152 7H151V8H152ZM212 7H213V6H212ZM247 7H246V9H247ZM63 8H64V7H63ZM80 8H82V7H80ZM113 8H114V9H113ZM180 8H179V9H180ZM240 8H241V7H240ZM242 8H243V7H242ZM242 8H241V9H242ZM254 8H257V7H254ZM258 8H260V9H261V12L264 13V11H263V9H262L261 7H258ZM100 9H101V8H100ZM110 9H109V11L112 12ZM117 9H118V8H117ZM137 9H138V8L134 9V11H137ZM139 9H140V8H139ZM246 9L243 8L242 10L245 11ZM61 10H62V9H61ZM63 10H65V9H63ZM80 10H81V9H80ZM98 10H99V9H98ZM102 10H103V9H102ZM125 10H123V11L120 10V12H124ZM140 10H141V9H140ZM238 10H239V9H238ZM242 10H241V11H242ZM254 10H259V9H253V10L251 9V11H254ZM77 11H79V10H77ZM104 11H102V12L104 13ZM114 11H115V12H114ZM156 11H157V10H156ZM222 11H223V10H222ZM233 11H234V10H233ZM239 11H240V10H239ZM246 11H247V10H246ZM61 12H62V11H61ZM71 12H73V11H71ZM86 12H87V11H86ZM86 12L84 13V16H85ZM92 12L94 13V10H93ZM99 12H101V10H99ZM102 12H101V13H98V12H97V13H98V14H103ZM180 12H181V11L179 10L178 13H180ZM248 12H249V14L251 13L250 11H248ZM248 12H247V13H248ZM259 12H260V10H259ZM261 12H260V13H261ZM63 13H64V12H63ZM87 13H88V12H87ZM95 13H96V11H95ZM95 13H94V15H96ZM156 13H158V14L162 13V14H163V12H162V11L159 12V10H158V12H156ZM222 13H223V12H222ZM242 13H243V12H242ZM242 13H241V15H242ZM254 13H255V15H256V12H254ZM254 13H253V14H254ZM61 14H62V13H61ZM117 14H118V11H117ZM132 14H133V12H132ZM144 14H145V13H144ZM146 14H147V13H146ZM148 14H149V13H148ZM148 14H147V15H148ZM154 14H155V13H154ZM180 14H181V13H180ZM238 14H239V13H238ZM249 14H248L247 17H251V15L249 16ZM253 14H252V15H253ZM75 15H76V14H75ZM104 15H105V14H104ZM130 15H131V14H130ZM152 15H153V12L150 14V16H152ZM155 15H156V14H155ZM172 15H174V14H172ZM172 15H170L171 18H172ZM181 15H183V14H181ZM241 15L239 14V16H241ZM257 15H258V13H257ZM257 15H256V16H257ZM52 16H53V15H52ZM84 16H83V17H84ZM102 16H103V15H102ZM131 16L133 17V15H131ZM134 16H135V13H134ZM143 16H145V15H143ZM150 16L148 15V16H145V17H144V19L147 20V21H148V19H149L148 22L152 21V23L150 22L149 25H150V24H153V21L157 22V21L160 20V17H158V18H157L158 20H157V19L154 18V17H155L154 15H153V17H150ZM170 16H169V17H170ZM222 16H223V15H222ZM222 16H220V17L222 18ZM256 16H255V17H256ZM261 16H262V14H260V17H261ZM98 17H100V16H98ZM98 17L96 18V20L98 19ZM126 17H127V16H126ZM128 17H129V15H128ZM147 17H150V18H152L153 20H150V18L147 19ZM162 17H163V16L161 15V18H162ZM169 17H168L167 21L169 20L170 22L168 21L169 23L166 22V23H165V26H162L164 29H163L162 27H160V28H161V31H162V32H161V31H158V32H161L160 35H159V33H156L157 31H154V32H153L154 34H158V35H155V36H156V39H155V36L153 37V33L151 34V37H152V38L149 37V36H148L149 38H148V37L146 38L147 41H149L148 39H150V41L147 42V43H149L150 45H151L152 43L155 44V40L157 41L158 39H159V40H158L157 42H162V43H158L157 46H156V44H155V48H154V49H153V48L150 49L151 47H153V45H151V47H150V46H147V48L145 47L146 49L144 48V51H145V50H148V48H149L150 51H152V50L154 51V50L157 49V47H159V46H160V47H163V48H164V47L166 48V45H167V44L164 45V44H163L164 41L167 42V43H169V41L171 42V40L175 38L176 35L173 37V35H172L171 33H173L176 29H177L176 31H178V28L180 27V24L177 23L178 25H174V24H176V21H175V20H177V19H174V21H175V22H174L173 19H169ZM174 17H176V16H174ZM182 17H183V16H182ZM243 17H244V15H243ZM245 17H246V16H245ZM85 18H86V17H85ZM85 18H84V19H85ZM87 18H88V17H87ZM87 18L85 19V21L87 20ZM94 18H95V17H94ZM94 18H93V22L95 21ZM100 18H101V17H100ZM100 18H99V19H100ZM110 18H113V17H110ZM223 18H224V19H223ZM223 18L220 19V20H223L224 22H223V21H222V22L220 21V22H221V26H223V24H224V27H225V25L227 24V23H226L227 21H226V19H225V18H226L225 16H224ZM251 18H253V20H254V16L251 17ZM256 18H257V17H256ZM258 18H259V16H258ZM53 19H54V18H53ZM74 19H75V18H74ZM116 19H117V18H116ZM116 19L114 18V22H115V21L117 22ZM118 19H119V18H118ZM127 19H128V18H127ZM127 19H125L126 21L123 20L125 24L122 22L121 19H120L121 22L118 20V23H119V22L121 23V24H118V25H123V24H124L123 26H125V25H130V24H128V23L126 24V22H127L128 20L132 22V20H130V19L127 20ZM132 19H135V20H136V21H133V22H135V25H137V24H138L137 26L142 25V27L145 29L144 31H146V32L148 31L147 28H146L147 25H148V24H147V23H148L147 21L143 20V21L141 22L140 20H141L142 18H141V17H137V16H136V18L133 17ZM138 19H139V20H138ZM154 19H155V20H154ZM182 19H184V17H183ZM241 19H242V18H241ZM245 19H246V18H245ZM55 20H56V19H55ZM100 20H101V19H100ZM105 20L107 21V20H109V19H105ZM105 20H102V25H103V26H104L103 21H105ZM82 21H83V20H82ZM110 21L113 22V20H111V19H110ZM129 21H128V22H129ZM137 21H138V22L140 21V23H138ZM144 21H145V22H144ZM165 21H166V20H165ZM177 21H178V20H177ZM243 21H244V20H243ZM243 21H242V22H243ZM258 21H259V19H258ZM95 22H96V21H95ZM108 22H109V21H108ZM111 22H109V24H108L107 26H106V25H105V26L108 28V26L110 25ZM133 22H132V23H133ZM146 22H147V23H146ZM220 22H219V23H220ZM245 22H246V21H245ZM245 22H244V23H245ZM259 22H262V21H259ZM51 23H52V22H51ZM60 23H61V21H60ZM86 23H87V22H86ZM97 23H98V21H97ZM97 23H95V24H97ZM122 23H123V24H122ZM141 23H142V24H141ZM143 23H146V26H145V24L143 25ZM170 23H174V24H172V25H174V26H173V27L170 26V25H171ZM219 23L217 24V28H218V25H220ZM222 23H223V24H222ZM231 23H232V22L230 21V28H231V27L233 28V25H234V24L232 23V25H231ZM25 24H26V23H25ZM52 24H53V23H52ZM54 24H55V23H54ZM95 24H92L93 26H91V28L95 27V26H94ZM98 24H99V23H98ZM105 24H106V23H105ZM133 24H134V23H133ZM133 24H132V25H133ZM167 24H168V25H167ZM240 24H241V22H240ZM250 24H251V23H250ZM262 24L264 25V22H263ZM55 25H57V23H56ZM68 25H69V24H68ZM79 25H80V24H79ZM99 25H100V24H99ZM149 25H148V28H150ZM162 25H163V24H162ZM166 25H167V27H166ZM192 25H193V24H192ZM263 25H262V26H263ZM37 26H38V25H37ZM44 26H45V25H44ZM61 26H62V30H63V32L68 30V29H67V30L64 29L65 27H64L62 24H61ZM61 26H59V27H61ZM168 26H170V27H172V28H174V27L176 26V28H175V30H171L172 28H170V27H168ZM177 26H179V27H177ZM226 26H229V24H227ZM241 26H242V25H241ZM249 26H250V25H249ZM249 26H248V29H250ZM257 26H258V25H257ZM259 26H260V25H259ZM25 27H26V26H25ZM42 27H43V26H42ZM46 27H47V26H46ZM57 27H58V26H56L55 29H57ZM63 27H64V28H63ZM79 27H80V26H79ZM117 27H118V26H117ZM117 27H116L115 29H118ZM142 27H140V28H141L140 30H137L138 34H136L137 36H136V38H135L137 41L134 42V40H133L134 38H133V37L135 36V34H134L132 31L130 32V33H133V34H134L133 37H132L133 34L130 35V37H131L132 40L129 41L130 37L127 38V36L119 37V39L121 38L120 40L125 41L126 45H127V44H130V43H132V42H134V44L137 42V44H138L139 39H137V37L139 36V33L142 32V29H143ZM195 27H196V25H195ZM224 27H223V28H224ZM235 27H236V26H235ZM251 27H252V25H251ZM260 27H261V26H260ZM27 28H28V27H27ZM31 28H33V26H32ZM31 28H30V29H31ZM53 28H54V27H53ZM69 28H70V27H69ZM95 28H96V27H95ZM95 28H94V29H95ZM133 28H134V27H133ZM136 28H138V27H136ZM166 28H167V29H168V28L170 29V30L168 29V30H169L168 32H170V34L172 35V36H171V35H170V36L173 37V38L169 37L170 39H169L168 41H167L168 38L165 37V32H167ZM219 28H221V27L219 26ZM223 28H222V29H223ZM230 28H228V29L225 28L226 31H224V30H222V29H219V30H220V31H224V32L226 33L227 30L229 31V30L232 29V28H231V29H230ZM245 28H246V27H245ZM261 28H263V27H261ZM59 29H60V28H59ZM59 29H58V30H59ZM83 29H84V28H83ZM109 29H111V28L109 27ZM109 29H108V33H107V31H105V30H103V33L105 32L106 35H107V34H108V35H111V34H110L111 32L109 33ZM112 29H113V28H112ZM121 29H122V28H121ZM150 29H151V28H150ZM259 29H260V28H259ZM263 29H264V28H263ZM263 29H262V30H263ZM31 30H32V29H31ZM35 30H36V29H34L33 31H35ZM48 30H49V28H48ZM48 30H47V31H48ZM51 30H52V29H51ZM51 30H50V31H51ZM100 30L102 31V29H100ZM100 30H99V32H101ZM163 30H164V31H163ZM165 30H166V31H165ZM219 30H218V31H219ZM256 30H257V28H256ZM37 31H38V30H37ZM37 31H35V32H37ZM56 31H57V30H56ZM60 31H61V30H60ZM68 31H69V30H68ZM91 31H92V30H91ZM139 31H141V32H139ZM200 31H201V30H200ZM216 31H217V30H216ZM220 31H219V32H220ZM252 31H254L253 28H252ZM257 31H258V30H257ZM53 32H54V30H53ZM53 32H51V33H53ZM61 32H62V31H61ZM134 32H135V31H134ZM137 32H135V33H137ZM195 32H196V31H194V33H195ZM208 32H210V31H208ZM231 32H232V36H233V37L230 36V35H231V33H230V35L226 36V37H225V40H224V39H222V38H224V37H222V36H221L222 34H220L221 38H220V36H219L218 40H219V39H222V41L224 40V41H223V44H224L225 42H226V43H229L228 40H230V41H233V40H234L233 42H235V37H236V35H235V37H234V30H231ZM259 32H260V31H259ZM259 32H258L257 35H258L259 38H260L261 36H260ZM263 32H264V31H262L261 34H262ZM5 33H6V30H5ZM51 33H50V34H51ZM65 33H66V32H65ZM65 33H64V34H65ZM84 33H86V32H84ZM142 33H143V32H142ZM163 33H164V35H163ZM217 33H218V32H217ZM217 33H215V34L217 35ZM228 33H229V32H228ZM236 33H237V32H236ZM236 33H235V34H236ZM251 33L254 34V33H256V32H251ZM2 34H3V33H2ZM37 34H40V33L37 32ZM43 34H44V33H43ZM53 34H54V33H53ZM58 34H59V33H58ZM64 34H62V35H64ZM176 34H177V33H176ZM263 34H264V33H263ZM46 35H47V34H46ZM65 35H67V34H65ZM112 35H113V33H112ZM161 35H163L165 38L162 37ZM218 35H219V34H218ZM218 35H217V36H218ZM237 35H238V37H236V38H237V39H236V43H231V42H230L229 45L224 44V46H225V45H226V46H230V48H229V47L226 48V49H230L229 51L227 50V53L231 52V53H230V54H231L230 56L226 54L227 56H229V57H227V58H229V60L226 58V56H224V60H225V62H226V63H230V64H229L230 66L226 65L225 63H224V64L217 63V64H215V65H213V64L211 65L209 62L206 63L207 61H205V59H206L205 56H203L204 59L202 58V59H199V60H198V61H203V62H205L204 64H207L206 66L211 65V66L213 67V69L216 68V67H214V66H217V65H218V66H217V69L214 70V71H210L211 68H212L211 66H210L211 68H206V67H205L206 69L204 68L205 71H206L205 73H207V74L209 73V75L212 74L213 77L215 76V78H212V75H211V76H208V75H207L208 78H211V79H217V80H218V84H219V81H220V82L226 81V82H225L226 85L230 86V84H232V83H231L232 81L230 82V81H227V80H230L229 77L232 78L231 75L234 77L237 73H251V72H253V71H249V72H245V71H243L242 68H243V66H245L246 62H247L248 65H246L244 69H246V70L249 69V70H250V68H251V69L254 70L255 72H258V71H259L260 73H257L258 75H256V76H259V75H261V73H262V68H261V71H260V70H259L260 68H259L258 66L255 65V63H256L257 61H260V60H257V59H256L257 56L255 57V54H256L255 52H254V57H255V58H253L254 61H253V59H251L253 62L249 60L250 58H248V57H249V52H248V55H246L247 52H245L246 54H245V53H242L243 51H242V52H241V51L239 52V55H240V53H241L242 55L245 54L246 56H248V57H247L248 59L244 58L245 55L243 56V58L245 59V60H244L245 63L242 61V60H243V59L241 58L242 55H241L240 57L237 55L238 52H236V51L238 50V47L236 48L235 44H238L237 42H239V41L246 40V39H243L244 37H243V38L240 37V38L243 39V40H242V39L240 40V38H239V34H237ZM255 35H256V34H255ZM255 35H254V36H255ZM257 35H256V36H257ZM51 36H52V35H51ZM51 36H50V37H51ZM67 36H68V35H67ZM91 36H92V35H91ZM91 36H89V38H90ZM158 36H159V37L161 36L162 39H160L161 37L159 38ZM240 36H242V34H240ZM262 36H263V35H262ZM0 37H1V36H0ZM2 37H3V36H2ZM6 37H8V36H6ZM9 37H10V36H9ZM50 37H49V38H50ZM52 37H53V36H52ZM61 37H62V36H61ZM65 37H66V36H65ZM72 37H73V36H72ZM86 37H87V36H86ZM230 37L233 38V40H231ZM54 38H55V37H54ZM54 38L52 39L53 41H54ZM70 38H71V37H70ZM75 38H76V37H75ZM77 38H78V37H77ZM92 38H93V37H92ZM99 38H100V37H99ZM123 38H124V39H123ZM125 38H126V39H125ZM157 38H158V39H157ZM163 38L166 39V40H163ZM238 38H239V39H238ZM259 38H258V39H259ZM2 39H3V38H2ZM5 39H6V38H5ZM5 39H4V40H5ZM65 39H67V38H65ZM80 39H81V38H80ZM87 39H88V38H87ZM96 39H97V38H96ZM119 39H118V40H119ZM153 39H155L154 42H152ZM59 40H60V39H58V41H59ZM103 40H104V39H103ZM118 40H117V41H118ZM120 40H119L118 42H119V45L121 46L123 43H122V41H121V43H120ZM161 40H163V41H161ZM261 40H263V39L261 38ZM35 41H36V40H35ZM35 41H33L34 44H35ZM107 41H109V38H108ZM107 41H106V42H107ZM126 41H127V42H126ZM131 41H132V42H131ZM141 41H142V40H141ZM143 41H145V40H143ZM219 41H221V40H219ZM71 42H72V41H71ZM75 42H76V41H75ZM78 42H80V41H78ZM95 42H98V41H95ZM103 42L105 43V41H103ZM111 42H112V41H111ZM111 42H107V44H108V43L110 44ZM115 42H116V41H115ZM115 42H114V43H115ZM128 42H129V43H128ZM150 42H152V43H150ZM245 42H246V41H245ZM57 43H60V45L62 46V44H61V43H62L61 40H60V42H57ZM89 43H90V44H91V43L93 44L94 42H92V41L89 40ZM89 43H88V45H85V47L88 46L89 48H91ZM114 43H112L113 46H115V45L117 46L118 43H117V44H116V43L114 44ZM204 43H206V42H204ZM221 43H222V42H221ZM0 44H1V43H0ZM29 44H30V43H29ZM36 44H38V42H37ZM67 44H68V43H67ZM71 44H72V43H71ZM99 44H100V43H99ZM105 44H106V43H105ZM112 44H111V45H112ZM132 44H133V43H132ZM132 44H131V46H134V45H132ZM143 44L145 45V42L142 43V44H140V46H139V44H138V47L141 48V45H143ZM149 44H148V45H149ZM223 44H222V45H223ZM231 44H233V45H231ZM240 44H241V43H239V45H240ZM245 44H246V43H245ZM245 44H244V45H245ZM3 45H4V44H3ZM3 45H2V47H3ZM30 45H31V44H30ZM39 45H40V44H39ZM72 45H73V44H72ZM78 45H79V44H77V45L74 46V47H75V48H79ZM94 45H95L96 47L98 46L96 43H94ZM94 45H93V46H94ZM123 45H125V44H123ZM123 45L121 46V48H120V46L118 47V48H120V49L123 51V53H127V51H128V54H134V52L132 53V52H130V50L135 51V53H136L137 46H136V49L133 50V49H132L133 47H131L130 45H128L129 47L126 46L127 48L123 47ZM135 45H136V44H135ZM146 45H147V44H146ZM163 45H164V46H163ZM168 45H169V44H168ZM168 45H167V46H168ZM177 45H178V44H177ZM205 45H207V44H205ZM241 45H242V44H241ZM241 45H240V47H239V48H240L239 50L242 49V48H241V47H242ZM246 45H247V44H246ZM246 45H245V46H246ZM34 46H35V45H34ZM41 46H42V44H41ZM41 46H40V47H41ZM67 46H70V45H67ZM77 46H78V47H77ZM93 46H92V47H93ZM224 46H223V47H224ZM40 47H39V49H40ZM70 47H71V46H70ZM122 47H123L124 49H123ZM130 47H131V49H130ZM134 47H135V46H134ZM143 47H144V46H143ZM160 47H159V48H160ZM205 47H206V46H205ZM205 47H204V48H205ZM223 47L221 46V49L226 50V49L223 48ZM248 47H249V46H248ZM248 47L246 46V48H248ZM4 48H5V46L3 47V49H4ZM33 48H34V47H33ZM33 48H32V49H33ZM37 48H38V47H37ZM37 48H36V49H37ZM42 48H43V47H42ZM46 48H47V47H46ZM68 48H69V47H68ZM86 48H87V47H86ZM98 48H99V47H98ZM102 48L106 50V48H104L103 46L101 47V45H100V49H102ZM110 48H111V46H109V48H107V50H109ZM163 48H160V49L163 50ZM232 48H233L234 51H235L233 54H232V50H233ZM235 48H236V49H235ZM3 49H1V50H3ZM34 49H35V48H34ZM73 49H74V48H73ZM91 49H92V48H91ZM95 49H96V48H95ZM100 49H99V50H100ZM126 49H127V50H126ZM196 49H197V48H196ZM218 49H219V51H217L216 53H214L213 61H215V58L218 59V57H220L218 54H220V55H224V52H223V54L221 53V51H224V50H221L220 48H218ZM248 49H250V48H248ZM27 50H28V48H27ZM86 50H87V49H86ZM86 50H85V51H86ZM125 50H126V52H125ZM180 50H181V49H180ZM199 50H200V49H199ZM201 50H202V49H201ZM246 50H247V49H246ZM246 50H245V51H246ZM253 50H254V49H253ZM256 50H259V49H256ZM256 50H255V51H256ZM22 51H23V52H22ZM22 51H21V53H19V55H22V53H23V55H24V52H25V51H24V50H22ZM30 51H31V50H30ZM30 51H29V52H30ZM76 51H78V50H76ZM92 51H95V50L92 49ZM248 51H249V50H248ZM259 51H260V50H259ZM29 52H28V54H26V55H28V58L31 57L30 55L33 54V52H34V54H35V52L38 53V51H33L32 53H31V52L29 53ZM40 52H42V51L40 50ZM47 52H48V51H47ZM51 52H52L51 55H50V53H49L50 56L47 55V58H48V56H49V58L52 57L54 60L46 59V58H45L46 56L43 57L42 59H35L34 61H32V60H30V59L22 60L21 63L17 65V66H18V69L15 67L17 70L14 71V70H12V69H4L2 72H0V78H2V75L4 74V75H7L8 77H10L11 79H16V80H17V78L19 77L18 80H21V79H20V75H21L20 73H25V75L28 74V76H30L32 73H38V74H39V73H42V74H39V75H38V74H37V75H33V74H32L33 79H35L36 77H37V78H40V76L45 77L46 75H45L44 73H45V72L47 73L46 70H49V67H50V65H51V63H52L51 61H56V60L59 59L58 56H57L56 59L54 58V57H56V55H58V53L54 54V55H55V56H54V55H53V52L55 53V51H51ZM100 52H102V53L104 54L103 51L100 50ZM148 52H149V51H148ZM25 53H27V52H25ZM73 53H74V52H73ZM73 53H72V54H73ZM76 53H77V52H75V54H76ZM78 53H79V52H78ZM81 53H82V52H81ZM93 53H94V52H93ZM112 53H113V52H112ZM137 53H138V52H137ZM217 53H218V54H217ZM259 53H260V52H259ZM259 53H258V54H259ZM4 54H5V53H4ZM10 54H11V53H10ZM10 54H9V55H10ZM17 54H18V53H17ZM29 54H30V55H29ZM39 54H40V53H39ZM42 54H43V52L41 53V55H42ZM44 54H45V53H44ZM83 54L85 55L86 53L84 52ZM103 54H102V55H103ZM108 54L111 55V52H109ZM116 54H117V53H116ZM116 54L113 53L112 55L115 56ZM159 54H160V53H159ZM251 54H252V53H251ZM52 55H53V56H52ZM78 55H80V53H79ZM86 55H87V54H86ZM89 55H90V54H89ZM92 55H94V54H92ZM105 55H106V57H107V53H106ZM105 55H104V56H105ZM120 55L123 56L122 54H117V57L120 56ZM252 55H253V54H252ZM256 55H257V54H256ZM24 56H25V55H24ZM24 56H23V57H24ZM59 56H60V55H59ZM74 56L76 57V55H74ZM80 56H81V55H80ZM97 56H98V55H97ZM147 56H150V55H147ZM208 56H209V55H208ZM232 56H233V57H232ZM246 56H245V57H246ZM250 56H251V55H250ZM258 56H259V55H258ZM260 56H261V55H260ZM9 57H10V56H9ZM15 57H16L15 59H17V56H15ZM85 57H87V56H85ZM85 57H84V58H85ZM88 57H89V56H88ZM90 57H91V55H90ZM90 57H89V58H90ZM92 57L94 58V56H92ZM92 57H91V58H92ZM112 57H113V56H112ZM150 57H151V56H150ZM230 57H231V58H230ZM238 57H239L240 59H239ZM24 58H25V57H24ZM35 58H36V57H35ZM91 58H90V59H91ZM151 58H152V57H151ZM2 59H3V58H2ZM12 59H13V58H12ZM12 59H11V60H12ZM25 59H26V58H25ZM61 59H62V58H60V60H61ZM79 59H80V58H79ZM82 59H83V58H82ZM121 59H122V60H121ZM187 59H188V58H187ZM190 59H191V61H192V59H194V58L191 57ZM241 59H242V60H241ZM255 59H256V62H255ZM258 59H259V58H258ZM263 59H264V57H263ZM20 60H21V59H20ZM62 60H63V59H62ZM83 60H84V59H83ZM83 60H82V61H83ZM88 60H89V59H88ZM98 60L100 61V59H97V61H98ZM102 60H103V59H102ZM102 60H101V61H102ZM118 60H119V61H118ZM129 60H130V59H128V61H129ZM131 60H132V59H131ZM141 60H142V61H141ZM141 60H139V61H136V60H135V61H136V62L134 63L135 65L133 64L134 60H132V61H131L132 66H131L130 61L128 62V61L125 60V61H126L125 63H130V64H127V65L125 64V65H126V66H125L126 69L123 68L124 66H121V67H122V68L120 67L121 70H120V68H117V69L114 68V67H115L114 65H112L113 68H111V69H110V67H112V66L106 68V64H108V63H105V64L102 63V64H103L102 67H103V68L105 67L104 70H107V69L110 70V71L107 70V71L105 72V71H104L102 68H100V67H99V69L96 68V66H97V67L100 66V65H99L100 63H98V62H99V61H98V62H96L97 65H95V64H94L95 62L93 63V61H94V59H93L92 63H93L94 65H91V67L93 66L94 68H96L97 70H99V73L103 71L102 73H103L104 75H106L105 73H107V74L109 75L110 72H111L113 69L115 70V71L113 70V71H114L113 74H118V73H119V75H120L122 69H125L126 71H131L132 68H134V66H136V65L139 66L140 63H138V62H141V64H142V62H143L144 59H141ZM240 60H241V63H240ZM261 60H262V59H261ZM5 61H6V60H5ZM58 61H59V60H58ZM80 61H81V59H80ZM95 61H96V59H95ZM120 61H121V62H120ZM145 61H147V60L145 59ZM160 61H161V60H160ZM188 61H189V62H188ZM194 61H196V60L194 59ZM229 61H230V62H229ZM249 61H250L251 63H249ZM3 62H4V61H3ZM3 62H2V63H3ZM6 62H7V61H6ZM6 62H4V63L6 64ZM13 62H15V60H14ZM60 62H61V61H60ZM86 62H87V60H86V61L84 60V63H85V64H86ZM88 62H89V61H88ZM88 62H87V65H88ZM90 62H91V61H90ZM90 62H89V66H88V67L85 65V66L88 68V69H87L88 72H90L89 69H91V67H90V64H91V63H90ZM102 62H103V61H102ZM104 62H105V61H104ZM108 62H109V61H108ZM110 62H111V63H110L109 65H111L112 63H115V62H112V61H110ZM119 62H120V63H119ZM122 62H124L123 57H122V58H119V57H118L117 62H116V63L119 64L118 67L121 65ZM148 62H149V61H148ZM187 62L190 63V60L188 59ZM203 62H202V63H203ZM231 62H232V64H231ZM242 62H243L244 65H242ZM4 63H3V64H4ZM61 63H62V62H61ZM82 63H83V62H82ZM145 63H146V62H145ZM157 63H158V62H157ZM193 63H194V62H193ZM193 63H192V64H193ZM211 63H212V62H211ZM253 63H254V64H253ZM260 63H262V62H260ZM260 63H258V64H260ZM263 63H264V61H263ZM9 64H10V63H9V61H8V65H9ZM13 64H14V63H13ZM62 64L64 65V62H63ZM62 64H61V65H62ZM66 64H67V63H66ZM66 64H65V65H66ZM102 64H101V65H102ZM123 64H124V63H123ZM123 64H122V65H123ZM146 64H148V63H146ZM190 64H191V63H190ZM194 64H195V63H194ZM196 64H198V63L196 62ZM10 65H11V64H10ZM54 65H55V64H54ZM54 65H53V64L51 65V66H53V70L55 69V68H54V67H55ZM61 65H60V66H61ZM63 65H62V66H63ZM104 65H105V66H104ZM180 65H181V64H180ZM180 65L178 66V69L180 68ZM240 65H241V66H240ZM252 65H255V66L257 67V68H255V69H258V70H255V69L253 68L254 66L252 67ZM262 65H263V64H262ZM1 66H2V65H1ZM6 66H7V64H6ZM107 66H108V65H107ZM127 66H128V68H127ZM202 66H204V65H202ZM202 66H201V67H202ZM263 66H264V65H263ZM8 67H9V66H8ZM12 67H14V65H13ZM56 67H57V64H56ZM64 67H66V66H64ZM89 67H90V68H89ZM130 67H131V68H130ZM196 67L198 68L199 66L196 65ZM208 67H209V66H208ZM247 67H249V68H247ZM261 67H262V66H261ZM50 68H52V67H50ZM58 68H60V67H58ZM62 68H63V67H62ZM62 68H60V71L58 70L60 73H62V70H64V69H62ZM188 68H189V67H188ZM197 68H196L195 70H197ZM66 69H67V68H66ZM84 69H86V68H84ZM118 69H119V71H117ZM128 69H129V70H128ZM191 69L194 70L193 68H191ZM204 69H203V70H204ZM208 69H210V70H209L210 72H207ZM53 70L50 69V72H49V73L51 74V71H53ZM97 70L94 69V70H93L94 72H93L92 69H91V71H92L91 74L94 73V74L96 75L95 71H97ZM100 70H102V71H100ZM125 70H123L122 72L124 73ZM171 70H172V69H171ZM184 70H185V69H184ZM186 70H187V69H186ZM195 70L193 71V73H196ZM263 70H264V69H263ZM55 71H56V69H55L54 72H52V73H57V71H56V72H55ZM173 71H174V70H173ZM187 71H188V70H187ZM59 72H58V73H59ZM63 72H64V71H63ZM65 72H66V71H65ZM69 72H70V71H69ZM97 72H98V71H97ZM156 72H157V71H156ZM179 72H180V71H179ZM189 72L192 73V71H190V70H189ZM203 72H204V71H203ZM213 72H214V73H213ZM12 73H13V74H12ZM14 73H15V74L17 73L18 75L16 74L17 76H15ZM30 73H31V74H30ZM60 73H59V74H60ZM76 73H77V72H76ZM76 73H75V74H76ZM102 73H101V74H102ZM170 73H172V72H170ZM170 73H168V74H170ZM173 73H174V72H173ZM180 73H182V72H180ZM187 73H188V72H187ZM11 74H12V75H11ZM19 74H20V75H19ZM43 74H44L45 76H44ZM70 74H71V73H70ZM168 74H167V75H168ZM183 74H184V73H183ZM185 74H186V73H185ZM202 74H203V73H202ZM252 74H253V76H255L254 74H256V73H252ZM22 75L25 76L24 74H22ZM22 75H21V76H22ZM71 75H72V74H71ZM95 75H94V76H95ZM121 75H122V74H121ZM167 75H164V77H167V78H168V76H171V74L168 75V76H167ZM186 75H187V74H186ZM193 75H194V74H193ZM193 75H192V76H193ZM11 76H12V77H11ZM13 76H14L15 78H13ZM23 76H22V77H23ZM66 76H67V75H66ZM68 76H69V75H68ZM72 76H73V75H72ZM92 76H93V74H92ZM188 76H189V74H188ZM188 76H187V77H188ZM192 76L190 75V79H191ZM256 76H255V78H257ZM262 76H263V77H262ZM22 77H21V78H22ZM26 77H27V76H26ZM43 77H41L42 79L40 78V80H43V81H46V82H47V81H48V74H47V76L45 77V78H47V79H45V78H43ZM51 77H52V76H51ZM105 77H107V75H106ZM105 77H104V78H105ZM117 77H118V76H117ZM171 77H173V74H172ZM184 77H186V76H184ZM184 77H183V79H184ZM187 77H186V79H187ZM202 77H204V76H201V79H202ZM261 77L264 78V75H261ZM37 78H36V79H37ZM61 78H62V77H61ZM74 78H75V77H74ZM104 78H102L103 81H106V80H104ZM111 78H112V77H111ZM113 78H114V77H113ZM118 78H119V77H118ZM120 78H122V77L120 76ZM208 78H205V79L207 80ZM240 78H242V79H244V81H247V82H248L246 85H248L250 82H252V79H251L250 76L243 75V76L240 77ZM44 79H45V80H44ZM50 79H51V78H50ZM50 79H49V81H48L47 83H46V82H43V81H42V82H43L44 84H46V85H47L48 83H49L50 85L52 84L50 87H52V86L54 87V85L56 84V83H54V82H55V80H56V82H57L58 79H57V78H56V79H55V78L53 79V77H52V79H53L52 81H53V82L51 81V83H50ZM59 79H60V78H59ZM71 79H72V78H71ZM71 79H70V81H72ZM75 79H76V78H75ZM105 79H106V78H105ZM108 79L110 80V78H107V80H108ZM163 79H164V78H163ZM170 79H171V78H170ZM188 79H189V77H188ZM188 79H187V81H188ZM211 79L209 80V82L211 81ZM235 79H236V78H232V80H235ZM38 80H39V79H38ZM40 80H39V81H40ZM100 80H101V79H100ZM192 80H193V78H192ZM217 80H216V81H217ZM237 80H238V78H237L235 81H237ZM253 80H256V79H253ZM21 81H22V80H21ZM112 81H113V80H112ZM168 81H170V80H168ZM171 81H172V79H171ZM189 81H190V80H189ZM201 81H202V80H201ZM204 81H205V80H204ZM239 81H241V80H239ZM239 81H237V82H235V83H239V85L241 84V86H239V85H238V86H239L240 88L242 87L243 91L239 88V89L242 91V93L239 92L240 90L238 89L237 86H235V85H236L235 83L232 84V85H234V86L237 88V90H239V91H237V92L239 93V94H237L238 96L243 95V96H240V98H241V97L244 98V99L241 98V99L244 100V102H245V103H243V104L240 103L242 100L240 101V98H239V100H238V96L236 97V92H235L236 90H235V87H234V86L231 85L230 87H228V86H225V85H224L225 83H224V84L220 83V85L222 84L224 88H228V89L223 90L225 95H226L228 92H229V94L233 95V96H230V95H228V96L221 95V96H223V101H221V104H222V105H226V107H227L228 104H229V106H228L226 109H228V108L230 109V107H231V109H230V113H232L231 110L234 109V108L236 107V105H237V107H238V106H240V105L242 104V105H244V107H245V106H246V105H245V104H246V100H248L247 98H249V97H250V94H251V91H249L251 86L249 85L250 87L248 86V88H247V87H245V86H246L245 83H243L244 85H242V83H240ZM17 82H19V81H17ZM40 82H41V81H40ZM190 82H191V81H190ZM207 82H208V81H207ZM209 82H208V83H209ZM233 82H234V81H233ZM19 83H20V82H19ZM24 83H25V82H24ZM24 83H22V84H24ZM43 83H42V84H43ZM53 83H54V84H53ZM58 83H59V82H58ZM170 83H172V82H170ZM215 83H217V82H215ZM256 83H257V85L253 87V91H252L253 93H252V96H253V94H254V96H256V94H257V96H258V94H260L258 98H261L260 96H262V98H263V100H264V81H261L260 83H259V82H256ZM44 84H43V85H44ZM86 84H88V83H86ZM201 84H202V83H201ZM201 84H200V85H201ZM203 84H204V83H203ZM250 84H252V83H250ZM34 85H35V83H34ZM40 85H41V84H40ZM59 85L61 86V85H63V84H62V83H61V84L59 83ZM59 85H58V86H59ZM88 85L90 86V84H88ZM168 85H169V84H168ZM171 85H172V84H171ZM179 85H180V84H179ZM182 85L184 86V84H182ZM185 85H186V83H185ZM188 85L192 86V84H190V83H188ZM205 85H206V84H205ZM205 85H204V86H205ZM216 85H217V84H214V83L208 84V86L206 85L207 87H209V88H208V89H209V90H208L209 92H206L207 94L205 93V95H208V96H209V94L211 93L212 90H213V92H215L214 90H216V89H217L216 87H218V86H216ZM222 85H221V89H222ZM27 86L30 88L29 85H27ZM48 86H49V85H48ZM60 86H59V87H60ZM215 86H216V87H215ZM20 87H21V86H20ZM28 87H27V88H28ZM56 87H57V86H56ZM164 87H165V85H164ZM180 87H182V86H180ZM180 87H179V88H180ZM231 87H233V89L235 90L234 93H233V90L231 91L232 93L230 92V90L232 89ZM23 88H24V87H23ZM32 88H33V87H32ZM32 88H31L28 92H30V91L32 90ZM48 88H49V87H48ZM54 88H55V87H54ZM61 88H62V87H61ZM64 88H65V86H64ZM161 88H163V87H161ZM165 88H168V87L166 86ZM170 88H171V86L169 87V89H170ZM197 88L199 89V87H197ZM229 88H231V89H229ZM245 88H246V91H247V89H248V91H249V96H248L247 93H245V92H246V91H244ZM25 89H26V85H25ZM34 89H35V88H34ZM49 89H50V88H49ZM52 89H53V88H52ZM163 89H164V88H163ZM182 89L184 90V88H182ZM182 89H181V90H182ZM188 89H189V88H188ZM195 89H196V88H195ZM195 89H194V86H193V91H191V92H194ZM183 90H182V91H183ZM228 90H229V91H228ZM37 91H38V90H37ZM157 91L160 92V90H157ZM170 91H171V89H170ZM185 91L188 93V90H185ZM200 91H202V90H200ZM218 91H219V90H218ZM218 91H217V92H218ZM220 91H221V90H220ZM226 91H227V93H225ZM0 92H1V91H0ZM2 92H3V91H2ZM2 92H1V93H2ZM26 92H27V90H26ZM32 92H33V91H32ZM32 92H31V93H32ZM34 92H36V91H34ZM159 92H157V93H159ZM168 92H169V91H168ZM186 92H185V93H186ZM195 92H196V91H195ZM202 92H204V91H202ZM157 93H156V94H157ZM162 93L164 94L165 92H162ZM196 93H198V92H196ZM215 93H216V92H215ZM220 93H221V92H220ZM220 93H219V94H220ZM222 93H223V92H222ZM222 93H221V94H222ZM160 94H161V93H160ZM180 94H181V93H180ZM180 94H179V95H180ZM182 94H183V92H182ZM182 94H181V95H182ZM213 94H214V93H213ZM244 94H245V95L247 94V97L244 96ZM164 95H165V94H164ZM167 95H169L168 97L170 98V96H171L170 93L167 94ZM215 95H217V94H215ZM215 95H214V96H213V95L211 96V94H210L209 98H207L208 101H209V99L212 101L213 97L216 98ZM3 96H4L3 93L0 94V100H2V99L5 100V97H7L8 95H7V96H4V98H2ZM229 96H230V97H229ZM234 96H235L237 99H233ZM254 96H253V97H254ZM195 97H196V96H195ZM210 97H211L212 99H211ZM245 97H246V100H245ZM253 97H250V98H253ZM8 98H9V97H8ZM159 98H160V97L158 96V98H157L158 101H157V102H159ZM197 98H198V97H197ZM218 98H219V97H218ZM218 98H217V99H218ZM228 98H230V99H228ZM255 98H256V102L260 101V102H258V103H260L261 105L264 104V102L262 103L263 100L261 101V100H258L257 97H255ZM262 98H261V99H262ZM163 99L165 100L166 98L163 97ZM163 99H161V101H163ZM185 99L187 100V98H185ZM188 99H189V98H188ZM190 99H191V98H190ZM190 99H189V100H190ZM198 99H199V98H198ZM198 99H197V100H198ZM204 99H205V98H204ZM204 99H203V100H204ZM217 99H216V100H217ZM232 99H233L234 101H233ZM253 99H254V98H253ZM253 99H252V100H253ZM6 100H7V99H6ZM140 100H141V99H140ZM151 100H152V99H151ZM168 100H169V99H168ZM186 100H184V101H186ZM191 100H192V99H191ZM191 100H190V101H191ZM194 100H195V99H194ZM197 100H196V101H197ZM216 100L214 99V101H216ZM231 100H232V101H231ZM236 100H237V101H236ZM8 101H9V100H8ZM153 101H154V100H153ZM153 101H152V103L155 104ZM165 101H167V100H165ZM165 101H163V102H165ZM201 101H202V100H200V102H201ZM205 101H206V100H205ZM218 101H219V100H218ZM239 101H240V102H239ZM248 101H249V100H248ZM253 101H255V100H253ZM253 101H252V102H253ZM5 102H7V101H5ZM192 102H193V100L191 101V104H192ZM200 102H199L198 104H200ZM216 102H217V101H216ZM230 102H231V103H230ZM235 102H236V103H235ZM2 103H3V102H2ZM7 103H8V102H7ZM180 103H182V102L180 101ZM180 103H179V104H180ZM186 103H187L186 106L184 105L185 110L188 108V107H187L188 102H186ZM203 103L205 104L206 102H203ZM207 103H208V102H207ZM234 103H235V104H234ZM237 103H238V104H237ZM239 103H240V104H239ZM247 103H248V102H247ZM250 103H251V101H250ZM253 103H254V102H253ZM160 104H161V103H160ZM182 104H184V103H182ZM193 104H195V102H193ZM211 104H212V102H211ZM218 104H220V103H218ZM232 104L234 105V107L230 106V105H232ZM254 104H255V103H254ZM164 105H165V103H164ZM164 105H163V106H164ZM174 105H175V104H174ZM189 105H190V104H189ZM195 105H196V104H195ZM202 105H203V104H202ZM202 105H201L202 108L205 106L206 108L209 109V107H210L211 110H212L215 106H218L217 103H216L214 106L212 105L213 107H212L211 105H209V104H207V105L205 104V105H203V106H202ZM222 105H221V107H223ZM249 105H250V104L248 103V107H250ZM252 105H253V104H252ZM255 105H256V104H255ZM146 106H147V105H146ZM165 106H166V105H165ZM171 106H173V105H171ZM182 106H183V105H182ZM191 106H192V105H190V107H191ZM196 106L198 107L199 105H196ZM155 107H156V106H155ZM184 107H182V109H183ZM197 107H195V108L198 110ZM205 107H204V108H205ZM241 107H242V106H240V108H241ZM244 107H243V108H244ZM137 108H138V107H137ZM167 108L169 109V107H167ZM179 108L181 109V107H179ZM250 108H251V107H250ZM250 108H248V109H250ZM259 108H260V107H259ZM259 108H258V109H259ZM140 109H141V108H140ZM158 109H159V108H158ZM168 109H167V110H168ZM191 109H192V107H191ZM191 109H189V111H190ZM196 109H194V110H196ZM214 109H216V108H214ZM217 109H218V108H217ZM229 109H228L227 113L229 112ZM238 109H239V108H237V109H235V110H238ZM241 109H242V108H241ZM245 109H247V106L245 107ZM245 109H242V112H240V115L237 114V113H238L237 111H235V113L237 114L239 121L242 122L241 125H245V126H248V127H253V131L255 132V131H257V130L259 129V127H261V125H259V123L255 122V121L258 120V119H260V113H261L260 110H262V113H263V111H264V106H262V108H261L260 110L257 109L256 112H255L254 114H249L248 111L245 110ZM141 110H142V109H141ZM141 110H140V111H141ZM162 110H164V109H162ZM165 110H166V109H165ZM165 110H164V112H165ZM175 110H176V108H175ZM175 110H174V111H175ZM183 110H184V109H183ZM194 110H193V113H194ZM201 110L203 111V109H201ZM224 110H225V109H224ZM250 110H251V109H250ZM159 111H160V110H159ZM168 111H169V110H168ZM168 111H167V112H168ZM178 111H179L178 113H177V111H176V114L179 115V113H180L179 117H178L174 112L171 113V116H172L173 114H175L176 117H174L175 115H173L172 117L168 115V116H169V122H173V120H175V119L177 120V121L175 120V121H176V122H175L176 124H174V126H172L173 128H171L173 131L175 130L174 128L176 127V125H179V123L182 122L181 120L178 121L177 118H181V117H182V118H181L182 120H184V118H185L184 122H186V124H187V120H188V119L190 120L194 115L197 116L198 114H200V115H198L197 117L194 116L196 119L193 117V121H190L191 124H192V123L194 122V120H198V121H199V119H197V118L202 117L201 114H203V113H200V112H202V111H198V112L196 111L195 113H198V114H193V116H192V115L189 116V114H188L189 118H187V117H185L184 112L182 113L181 110H178ZM180 111H181V112H180ZM206 111H207V110H206ZM218 111L221 112L220 106H219V110H218ZM232 111H233V110H232ZM100 112H101V111H100ZM169 112H170V111H169ZM169 112H168L167 114H169ZM185 112H186V111H185ZM190 112H191V111H190ZM212 112H214V110H213ZM215 112L217 113L216 110H215ZM219 112H218V113H219ZM222 112H223V114H222V116H223L225 113H224V111H222ZM222 112H221V113H222ZM233 112H234V111H233ZM249 112H250V111H249ZM1 113H2V112H1ZM42 113H43V112H42ZM102 113H103V112H102ZM153 113H154V112H153ZM206 113H207V112H206ZM206 113H205V114H206ZM216 113H215V115H216ZM3 114H4V113H3ZM38 114H39V113H38ZM40 114H41V112H40ZM40 114H39V116H40ZM135 114H136V113H135ZM213 114H214V113H213ZM0 115H1V114H0ZM35 115H37V114H35ZM35 115H34V117H35ZM89 115H91V114H89ZM89 115H88V116H89ZM101 115H102V114H101ZM141 115H142V111H141V114H140L139 116L142 117ZM161 115H162V114H161ZM164 115H165V113H164ZM183 115H184V116H183ZM207 115H208V114H206V116H207ZM217 115H218V114H217ZM219 115H221V114H219ZM227 115H228L227 117L230 118L229 116H230V115H231V116H232V115L234 116V113H232V114H230V115L227 114ZM258 115H259V116H258ZM37 116H38V115H37ZM39 116H38V117H39ZM74 116H75V115H74ZM137 116H138V115H136V119L138 118ZM154 116H155V118L157 119V117H156V113L154 114ZM154 116H153V117H154ZM162 116H163V115H162ZM162 116H161V117H162ZM168 116H167V117H168ZM203 116H204V115H203ZM209 116H210V115H209ZM209 116H208V117H209ZM211 116H212V115H211ZM211 116H210V118L213 119V117H211ZM261 116H263V115H261ZM44 117H46V116H44ZM51 117H52V115H51ZM173 117H174V119H173ZM220 117H221V116H220ZM1 118H2V117H1ZM32 118H33V116H32ZM32 118H31V119H32ZM41 118H42V115H41L40 118H37V119H41ZM66 118H67V117H66ZM90 118H92V117H90ZM99 118H100V117H99ZM99 118H98V119H99ZM142 118H143V117H142ZM142 118H141V119H142ZM164 118H165V117H164ZM171 118H172L173 120H170ZM186 118H187V119H186ZM94 119H95V118H94ZM127 119H128V118H127ZM127 119H126V120H127ZM139 119H140V118H139ZM141 119L139 120L140 122H141ZM222 119H225V118H222ZM230 119H231V122L229 121ZM230 119H228V121H229V123H231V124H227V123H226V122H227L226 120H222V121H224L228 126H229V125H234V127H233V126H231V127L235 128L237 131H239L240 128H239V126H238L237 124L235 125V120H234L232 117H231ZM28 120H29V119H28ZM32 120H33V119H32ZM42 120H43V119H42ZM60 120H61V118H60ZM86 120H87V119H86ZM96 120H97V118H96ZM96 120H95V121H96ZM207 120H208V119H207ZM207 120H205V121H207ZM0 121H1V120H0ZM30 121H31V120H30ZM30 121H29V122H30ZM43 121H44V120H43ZM48 121H49V120H48ZM62 121H63V120H61V122H62ZM93 121H94V120H93ZM95 121H94V122H95ZM117 121H118V118H117V120H116V123H117ZM127 121H128V120H127ZM133 121H134V120H133ZM133 121H132L133 124H131L132 126L130 125V128H131V127H134V122H133ZM162 121H163V120H162ZM166 121H167V120H166ZM200 121H201V119H200ZM233 121H234V122H233ZM26 122H27V121H26ZM29 122H28V123H29ZM33 122H34V121H33ZM61 122H59V123H61ZM84 122H86V121H84ZM87 122H88V120H87ZM96 122L98 123V126H99V121H96ZM120 122H121V121H120ZM128 122H129V121H128ZM135 122H136V121H135ZM140 122H137V124L140 123ZM143 122H144V120H143ZM143 122L140 123V125H141L142 127H140V128L135 127V128H138V129H141V128H142V129H141V132H142V131H145L144 128H146V127H143V124H142ZM177 122H179V123L177 124ZM208 122H209V120H208ZM253 122H255V123H253ZM31 123H32V122H31ZM34 123H35V122H34ZM34 123H33V124H34ZM40 123H41V124H40ZM42 123H43V122H38V125L40 126V128L43 127V125H45V124H42ZM62 123H64V122H62ZM65 123H66V122H65ZM88 123H91V122L89 121ZM121 123H122V122H121ZM124 123H125V122H124ZM160 123H161V122H160ZM236 123H237V122H236ZM262 123H263V122H262ZM33 124H32V125H33ZM35 124H36V123H35ZM91 124H93V123H91ZM135 124H136V123H135ZM168 124H169V123H168ZM182 124H183L182 126L185 125L184 123H182ZM25 125H26V124H25ZM27 125H28V124H27ZM41 125H42V126H41ZM56 125H57V124H54V126H56ZM62 125H63V124H62ZM62 125H60V126H62ZM94 125H95V127H96L97 124L95 123ZM118 125H120L119 121H118ZM140 125H139V126H140ZM152 125H154V128L152 127V129L154 130V129H155V126L157 125V123L154 124V121H153V124H152ZM159 125H161V124H159ZM169 125L171 126L172 124H169ZM169 125H168V126H169ZM199 125H200L202 128H205V126L203 127L201 124H199ZM199 125H197L198 128L200 127ZM203 125H204V124H203ZM205 125H206V124H205ZM215 125L217 126L218 124H215ZM215 125H214V126H215ZM20 126H24V122H23V124H21ZM33 126H35V125H33ZM33 126H32V127H33ZM45 126H46V125H45ZM66 126H67V125H66ZM85 126H86V124H85ZM170 126H169V127H170ZM214 126H213V128H214ZM236 126H237L238 128H236ZM177 127H178V126H177ZM193 127H195L194 124H193ZM197 127H195V128H197ZM254 127H255V129H254ZM23 128H24V130H23ZM23 128H21L20 131L23 130L24 133H27L28 131H30V130H28V129H29V128L31 129V126L28 127V129L25 128V126H24ZM59 128L62 130L61 127H59ZM63 128H64V127H63ZM66 128H67V127H66ZM86 128H87V127H86ZM86 128H85V129H86ZM90 128H91V127H90ZM115 128H117V127L115 126ZM135 128H134V129H135ZM181 128H182V127H181ZM184 128H186V129H185L186 131L184 130L185 132H183L182 134H180L181 137H183L184 135H186V134H184V133L189 132V131H188L189 128H188V129H187V127H184ZM222 128H223V127H220V130H221ZM257 128H258V129H257ZM25 129H27L26 132H25ZM37 129H38V128H37ZM37 129H36V130H37ZM43 129H44V128H43ZM43 129H42V130H43ZM64 129H65V128H64ZM69 129H70V128H69ZM81 129H82V128H81ZM83 129H84V127H83ZM122 129H123V128H122ZM132 129H133V128H132ZM147 129H148V128H146V130H147ZM190 129H191L192 132L194 131V130L192 129V125H191ZM190 129H189V130H190ZM235 129H234V131H235ZM238 129H239V130H238ZM256 129H257V130H256ZM263 129H264V125H263ZM263 129H262V130H263ZM58 130H59V129H58ZM65 130H66V129H65ZM67 130H68V129H67ZM157 130H158L157 127H156V130H154V131H156V132H153V131L151 130V133H152L151 135H155V134H156V135H158V137H159L160 134H159V133L157 134ZM163 130H164V129H163ZM176 130H177V129H176ZM205 130H206V129H202L203 133H204ZM209 130H210V129H209ZM209 130H206V131L208 132ZM218 130H219V129H218ZM218 130H217V132H218V133L220 132V133H219V135H218L217 133H216V134H217L219 137H222V138H223V136H222L221 133H224V132L226 133V130L224 131V129H222L224 132H222V130H221V131H218ZM230 130H231V128H230ZM249 130H252V128L249 129ZM262 130H260V131H262ZM33 131H35V130L33 129ZM33 131H32V132H33ZM52 131L54 132V130H52ZM63 131H64V130H63ZM63 131H62V132H63ZM68 131H69V130H68ZM134 131H135V130H134ZM134 131H132V132H134ZM166 131H167V130H166ZM182 131H183V129H182ZM196 131H197V130H196ZM196 131H194V132H196ZM211 131H212V132H213V131L215 132L216 129H215V130H212V129H211L210 132H211ZM32 132H30V133H32ZM38 132H39V130H38ZM64 132H65V131H64ZM64 132H63V133H64ZM91 132H92V130H91ZM138 132H139V131H138ZM138 132H137V133H138ZM145 132H146V134H147L148 131H145ZM161 132H162V131H161ZM199 132H201V131L199 130ZM210 132L208 133L209 136H211V135H210ZM240 132H241V130H240L239 132H237V134H236L237 137H239ZM24 133H23V134H24ZM35 133H37V131H36ZM35 133H32V134H35ZM39 133H40V132H39ZM57 133H58V132H57ZM60 133H61V131H60ZM94 133H98V132H94ZM94 133H93V134H94ZM120 133H121V131H120ZM122 133H123V132H122ZM122 133H121V134H122ZM134 133H135V132H134ZM134 133H133V134H134ZM165 133H166V132H165ZM177 133H178V132H177ZM203 133H202V135H203ZM205 133H206V132H205ZM205 133H204V134H205ZM17 134H18V133H17ZM32 134H31V135H32ZM52 134H53V133H52ZM65 134H67V133H65ZM93 134H92V135H93ZM146 134H145V135H146ZM166 134H167V133H166ZM169 134H170V132H169L167 135L169 136ZM183 134H184V135H183ZM251 134H252V133H251ZM251 134L249 133V135H251ZM254 134H255V133H253V135L249 136V138L251 139V140H249V143H250V141L254 140V138L252 137V136H254ZM256 134H257V133H256ZM256 134H255V135H256ZM20 135H21V132H20ZM31 135H30V137H28V138L30 139V140H29V141H30V144H31V141L33 140V138H31V137H32V136L34 137V135H32V136H31ZM37 135H38V133H37ZM37 135H36L35 137H38V139H37V138H36V139H37V140H40L41 138H39V135H38V136H37ZM40 135H41V133H40ZM80 135H81V133H80ZM129 135H130V134H129ZM140 135H141V134H140ZM188 135H189V134H188ZM200 135H201V134H200ZM200 135H199V136H200ZM205 135H207V134H205ZM205 135H204V136H205ZM208 135H207V137H209ZM226 135H227V134H226ZM226 135H225V136H226ZM17 136H19V135H17ZM25 136H26V134H25ZM28 136H29V132H28ZM52 136H53V135H52ZM54 136H55V135H54ZM58 136H59V135H58ZM62 136H63V135H62ZM112 136H113V135H112ZM117 136H118V135H117ZM127 136H128V135H127ZM127 136H125V138H126ZM146 136L148 137V134H147ZM227 136H228V135H227ZM256 136H257V135H256ZM23 137H24V135H23ZM41 137H42V135H41ZM82 137H83V136H82ZM86 137H87V136H86ZM123 137H124V136H123ZM123 137H121V138L123 139V140L121 139V140H122L121 142L124 141V138H123ZM152 137H153V136H152ZM164 137H166V136H164ZM179 137H180V136H179ZM63 138H65V136H63ZM113 138H114V137H113ZM127 138H128V137H127ZM127 138H126L125 142H126L127 140H129V139H127ZM129 138H131V137H129ZM136 138H138V137L135 136L133 139H136ZM150 138H151V136H150ZM210 138H211V137H210ZM210 138H209L208 140H210ZM20 139H21V138H20ZM20 139H18V138L16 137V140H15V142H14V145L18 144V143H16L17 140H18L19 143H20V142H21ZM23 139L25 140V137H24ZM31 139H32V140H31ZM51 139L53 140L52 137H51ZM59 139H61V137H60ZM89 139H91V137H90ZM92 139H93V138H92ZM119 139H120V137H119ZM138 139L140 140L141 137H139ZM154 139H155V138H154ZM157 139H158V138H157ZM166 139H169V138L166 137ZM187 139H189V138H187ZM192 139H193V138H192ZM216 139H217V138H216ZM218 139H219V138H218ZM225 139H227V138H225ZM229 139H230V137H229ZM229 139H227V141H228ZM231 139H232V138H231ZM43 140H44V139H43ZM52 140H51V141H52ZM54 140H55V139H54ZM61 140H62V139H61ZM63 140H64V139H63ZM113 140H115V139H113ZM139 140H138V142H139V144H140V146H141V143H140L141 140H140V141H139ZM159 140H160V139H159ZM262 140H263V138H262ZM26 141H27V140H26ZM57 141H58V137H57ZM64 141H65V140H64ZM90 141H92V140H90ZM129 141L131 142V140H129ZM129 141H128V145H129ZM134 141H135V140H134ZM144 141H149V140L144 139ZM151 141H153V140H151ZM174 141H175V140H174ZM177 141H178V140H177ZM195 141H196V140H195ZM229 141H230V140H229ZM231 141H232V140H231ZM32 142H33V141H32ZM34 142H35V141H34ZM34 142H33V144H34ZM41 142H42V141H41ZM58 142H61V141H58ZM80 142H81V141H80ZM159 142H160V141H159ZM159 142H158V143H159ZM189 142H190V141H189ZM197 142H198V141H197ZM209 142H210V141H208V143H209ZM214 142H215V138H214V141H213L212 143H214ZM221 142H223V141L220 140V143H221ZM247 142H248V141H247ZM24 143H25V142H23L22 144L24 145ZM26 143H27V142H26ZM50 143L52 144V142H50ZM63 143H64V142H63ZM86 143H87V142H86ZM135 143H136V141H135ZM145 143L147 144L148 142H144V144H145ZM149 143H150V142H149ZM151 143H152V142H151ZM190 143H191V142H190ZM194 143H195V142H194ZM212 143H211V144L209 143L210 146L212 145ZM223 143H224V142H223ZM249 143H248V144H249ZM259 143H260V142H259ZM259 143H258V144H259ZM261 143H262V141H261ZM22 144H19V146L21 147ZM33 144H32V145H33ZM37 144H38V143H37ZM43 144L46 145L44 142H43L42 144L39 143V144H38L39 148H40V146L43 145ZM83 144H84V143H83ZM83 144H81V145H83ZM105 144L109 145L108 148L111 147V145H110L109 142H108V143H105ZM124 144H125V143H124ZM136 144H137V143H136ZM166 144H167V143H166ZM196 144H197V143H196ZM196 144H195V145H196ZM199 144H200V143H199ZM214 144H215V143H214ZM216 144H217V143H216ZM221 144H222V143H221ZM224 144H225V143H224ZM263 144H264V143H263ZM25 145H26V144H25ZM27 145H28V144H27ZM44 145H43V146H44ZM58 145H62V144H61V143H60V144L58 143ZM66 145H68V143H67ZM107 145H106V146H107ZM134 145H135V144H134ZM151 145H152V144H151ZM229 145H230V144H229ZM229 145L227 144V146H229ZM47 146H48V147H50V146L53 147V144L50 145V146H49V145H47ZM79 146H80V144H79ZM79 146H78V147H79ZM129 146H130V145H129ZM145 146H146V145H145ZM152 146H154V145H152ZM159 146H160V145H159ZM200 146H201V145H199V147H200ZM202 146H203V144H202ZM202 146H201V147H202ZM215 146H217V145H215ZM222 146H223V145H222ZM20 147H19V149H20ZM30 147H31V146H30ZM44 147H45V146H44ZM51 147H50V148H51ZM56 147H57V146H56ZM63 147H64V145H63ZM116 147H117V146H116ZM124 147H125V145H124ZM126 147H127V146H126ZM143 147H144V145H143V143H142V149H143ZM160 147H161V146H160ZM170 147H172V146L170 145ZM197 147H198V145H197ZM201 147H200V148H201ZM203 147H205V146H203ZM224 147H225V146H224ZM224 147H223V148H224ZM229 147H230V149H231L233 146L231 145V146H229ZM261 147H262V146H261ZM2 148H3V147H2ZM14 148H18V147H15V146H14ZM27 148H29V146L26 147V148L24 147V148H23V152H24L25 149H26V150H25V152H26V151L28 150ZM32 148H33V147H32ZM32 148H31V150H32ZM42 148H43V147H42ZM42 148H41V149H42ZM50 148H48L47 150H50ZM57 148H58V147H57ZM57 148H55V146H54V148H52V150H54V151H55V149H56V150H59V148H58V149H57ZM60 148H62V146H60ZM108 148H107V150L109 151L110 148H109V149H108ZM113 148L115 149L114 146H113ZM113 148H111V149L113 150ZM117 148H118V147H117ZM136 148H137V147H136ZM136 148H135V149H136ZM146 148H147V147H146ZM157 148H158V147H157ZM166 148H168V147H166ZM178 148H181V147H178ZM184 148H185V147H184ZM211 148H212V146H211ZM216 148H217V147H216ZM253 148H254V147L250 148V150H251V149L253 150ZM258 148H259V146H258ZM33 149H35V147H34ZM37 149H38V148H37ZM44 149H46V148H44ZM111 149H110V151H111V152H110V156L112 157L114 154L111 155V154L113 153ZM126 149H127V148H126ZM131 149L134 151V149L131 148V147H130V149H128V150H131ZM138 149H139V148H138ZM161 149H162V148H161ZM174 149H175V147H174ZM201 149H202V148H201ZM218 149H219V146H218ZM256 149H257V148L255 147L254 152L257 151V153H258L259 149H257V150H256ZM16 150H17V149H16ZM35 150H36V149H35ZM39 150H40V149H39ZM52 150H50V151H52ZM65 150H66V149H65ZM115 150H116V149H115ZM147 150H148V149H147ZM202 150H203V149H202ZM206 150H207V149H206ZM212 150H213V152L215 151L214 148H213ZM225 150H226V149H225ZM228 150H229V149H228ZM234 150H237V148L234 147V149H231V150H229V151L231 152V151H234ZM17 151H18V150H17ZM21 151H22V150H21ZM21 151H20V155H22V154H21ZM29 151H30V150H29ZM29 151H27V152H29ZM40 151H42V150H40ZM40 151H39V152H40ZM54 151H52V152H54ZM117 151H118V150H117ZM117 151L115 152L116 156L118 155V153H120V152L117 153ZM137 151H138V150H137ZM137 151L135 152V155H136ZM148 151H149V150H148ZM164 151H165V150H164ZM177 151H178V150H177ZM187 151H188V150H187ZM187 151H185V152H187ZM203 151H205V148H204ZM222 151H224V149H223ZM25 152H24V153H25ZM27 152H26V153H27ZM43 152H44V157H45V154H46L45 152H46V151H43ZM52 152H50V153H49V151L47 152V154L50 155V156L48 155L49 157L52 156V155H51ZM55 152H56V151H55ZM57 152L59 153L60 151H57ZM144 152H145V151H144ZM205 152H207V151H205ZM250 152H251V151H250ZM250 152H249V153H250ZM259 152H260V151H259ZM261 152H262V151H261ZM263 152H264V149H263ZM2 153H3V152H1L0 154H2ZM13 153H15V150L12 152V154H13ZM16 153H17V152H16ZM30 153H31V151H30ZM40 153H42V152H40ZM61 153H63V155H64V153H66V152L63 151V152H61ZM216 153H217V151H216ZM218 153H219V152H218ZM232 153H233V152H232ZM255 153H256V152H255ZM27 154H28V153H27ZM162 154H163V153H162ZM164 154H165V153H164ZM206 154L209 155L208 153H206ZM214 154H215V153H214ZM220 154H221V153H219V155H218V154H217V155L220 156ZM253 154H254V153H253ZM15 155H16V154H15ZM18 155H19V153H18ZM35 155H36V154H35ZM40 155H41V154H40ZM40 155H39V156H40ZM54 155H55V154H53V156L51 157L53 160H52L51 158H49V157H48V159H47V158H46V159H47V160L50 159V160H52V161H54V162H55V161L58 162L57 160H58V159H61V158H58V159L56 158V159H57V160H56V159H55V156H56V155H55V156H54ZM65 155H66V154H65ZM65 155H64V156H65ZM87 155H88V154H87ZM121 155H122V154H121ZM131 155H132V154H131ZM137 155H140V157H141V154H139V152H138ZM152 155H153V154H152ZM155 155H159V154L155 153ZM217 155L215 154V157H216ZM221 155H222V154H221ZM248 155H249V154H248ZM251 155H252V154H250V156H251ZM256 155H257V154H256ZM259 155H260V154H259ZM262 155H263V154H262ZM12 156H13V155H12ZM22 156H23V155H22ZM27 156H28V155H27ZM30 156H31V155H30ZM33 156H34V155H33ZM37 156H38V155H37ZM46 156H47V155H46ZM118 156H119V155H118ZM133 156H134V155H133ZM172 156H173V155H172ZM182 156H183V155H182ZM188 156H192V153H191V155H187L186 158H187ZM209 156H210V155H209ZM218 156H217V157H218ZM222 156H223V155H222ZM250 156H249V157H250ZM14 157H15V156H14ZM28 157H29V156H28ZM41 157H42V155H41ZM41 157H40V158H41ZM44 157H42V158L45 159ZM53 157H54V158H53ZM56 157H57V156H56ZM86 157H87V156H86ZM114 157H115V155H114ZM123 157H124V156H123ZM135 157H136V156H135ZM137 157H139V156H137ZM140 157L138 158L139 161L142 160V157H141V158H140ZM196 157H197V156H196ZM200 157L203 158V156H200ZM251 157H252V156H251ZM259 157H260V156H259ZM16 158H17V157H16ZM18 158H19V157H18ZM24 158H25V157H24ZM112 158H113V157H112ZM115 158H117V157H115ZM171 158H172V157H171ZM186 158H185V159H186ZM197 158H198V157H197ZM218 158H219V157H218ZM220 158H222V160L224 159V157H220ZM226 158H227V157H226ZM19 159H20V158H19ZM38 159H39V158H38ZM43 159H39V161L36 162V163L42 165L44 162H47V160H43ZM54 159H55V160H54ZM85 159H87V158H85ZM118 159L121 160V161H124L125 158H123V160H122L121 157L119 156ZM118 159H116V160H117L118 163H119L120 161H119ZM146 159H147V162H148V160H150L149 158H146ZM179 159H180V158H179ZM190 159L192 160V158H190ZM232 159H233V158H232ZM250 159H251V158H249V160H250ZM0 160H1V159H0ZM17 160H18V159H17ZM21 160H22V159H21ZM34 160H35V159H34ZM40 160H42L43 163H42ZM50 160H49V161H50ZM82 160H83V158H82ZM111 160H112V159H111ZM157 160H158V159H157ZM174 160H175V159H174ZM174 160H172V161H174ZM181 160H182V159H181ZM181 160H179V163H180ZM203 160H205V159H203ZM217 160H218V159H217ZM233 160H234V159H233ZM235 160H236V159H235ZM254 160L257 161V159H254ZM23 161H24V160H23ZM49 161H48V162H49ZM84 161H85V160H84ZM139 161H138V162H139ZM175 161H177V160H175ZM186 161H187V159H186ZM220 161H221V160H220ZM251 161H252V159H251ZM18 162H19V160H18ZM39 162H41V163H39ZM48 162H47V163H48ZM54 162H52V163H54ZM56 162H55V163H56ZM81 162H82V161H81ZM113 162H114V160H113ZM192 162H194V160H193ZM237 162H238V161H237ZM257 162H259V161H257ZM257 162L255 163V165H257ZM50 163H51V162H50ZM116 163H117V162H116ZM116 163H115V165H116ZM122 163H123V162L117 164V166H118V165H120V166H125V165H122ZM131 163H133L132 160H131ZM174 163H175V162H174ZM188 163H191V161L188 162ZM188 163H187V164H188ZM196 163H197V162H196ZM259 163H260V162H259ZM38 164L36 165V167H38ZM80 164H81V163H80ZM97 164H99L98 161H97ZM124 164H125V163H124ZM140 164H142V163H140ZM167 164H168V166H170L169 163H167ZM175 164H177V162H176ZM191 164H193V163H191ZM198 164H201V163L198 162ZM204 164H206V163H204ZM250 164H251V163H250ZM29 165H30V164H29ZM100 165H101V164H100ZM144 165H145V164H143V166H144ZM164 165H165V164H164ZM181 165H182V163H181ZM220 165H221V164H220ZM222 165H223V164H222ZM222 165H221V166H222ZM224 165H225V164H224ZM83 166H84V165H82V167H83ZM96 166H97V165H96ZM129 166H130L131 168H132V167L136 168L133 164H132V166H131V165H129ZM136 166H137V165H136ZM150 166H151V165H150ZM158 166H159V165H158ZM182 166H183V165H182ZM193 166H194V165H193ZM203 166L205 167V165H203ZM211 166H212V164H211ZM211 166H210V164L208 165V167H211ZM225 166L229 167L228 163H227ZM230 166H232L231 168H233V167L236 168V169L238 168V167H235V165H230ZM258 166H259V164L257 165V167H258ZM23 167H24V165H23ZM25 167H26V166H25ZM39 167H40V166H39ZM98 167H99V166H98ZM101 167H104V166L101 165ZM101 167L98 168V171H100ZM130 167L126 170V172H127L128 170L131 169ZM146 167H148V166H145V168H146ZM198 167H199V166H198ZM253 167H254V166H252V168H251V167L249 166L248 169H250V168L253 169ZM257 167H256V168H257ZM4 168L7 169V167H4ZM18 168H19V167H18ZM30 168H32V167H30ZM30 168H28V169H30ZM34 168H35V167H34ZM76 168H77V167H76ZM79 168H80V165H79ZM118 168H120V167L118 166ZM126 168H127V165L125 166V169H126ZM151 168H152V167H151ZM177 168H178V167H177ZM182 168H183V167H182ZM182 168H181V169H182ZM224 168H225V167H224ZM5 169L2 170V171H4V174L13 173V175H15V176L18 175V174H15L17 171H16L15 173H14L13 170L10 171V172H7L9 169H8L7 171H6ZM28 169H27V171H29L28 173L33 172L32 169H30V170H28ZM43 169H44V168H43ZM81 169H82V168H81ZM83 169H84V167H83ZM91 169H92V171H93V168H91ZM122 169H123V170L119 169V171H120V170H121V171H124V172H122V174H123V173H125L124 167H123ZM138 169H139V168H138ZM146 169H147V168H146ZM148 169H149V168H148ZM195 169H196V167H195ZM238 169H239V168H238ZM238 169H237V170H238ZM251 169H250L249 171H251ZM263 169H264V168H263ZM17 170H18V169H17ZM94 170H95V172H96V169H95V168H94ZM101 170H104V169L102 168ZM171 170H172V169H171ZM182 170H183V169H182ZM186 170H187V169H186ZM193 170H194V169H193ZM199 170H200V169H199ZM199 170H196V171L194 170V171L197 173V171L199 172ZM201 170L203 171V169H201ZM201 170H200V171H201ZM216 170H217V169H216ZM36 171H37V170H36ZM41 171H42V170H41ZM41 171H40V172H41ZM78 171H79V170H78ZM92 171L90 172L91 175H92V176H90L91 178H89L90 181H91L92 178H94V176H93V172H92ZM131 171H132V170H130L129 172H131ZM136 171H137V170H136ZM167 171H168V170H167ZM169 171H170V170H169ZM173 171H174V170H173ZM188 171H189V170H188ZM217 171H219V170H217ZM262 171H263V170H262ZM38 172H39V171H38ZM42 172H43V171H42ZM42 172H41V173H42ZM45 172H46V171H45ZM88 172H89V171H88ZM88 172H87V174H88ZM101 172H102V171H101ZM139 172H140V171H139ZM171 172H172V171H171ZM183 172H184V176L187 177V176L190 175V177H191V174H190V173H188V175H187V174L185 175V173H186L187 171H186V172L183 171ZM189 172H190V171H189ZM195 172H194V174H195ZM210 172H211V171H210ZM221 172H222V171H221ZM22 173H23V172H22ZM25 173H26V172H25ZM35 173L37 174V172H35ZM41 173H39V174H41ZM59 173H60V172H59ZM74 173H75V172H74ZM76 173H77V172H76ZM78 173H79V172H78ZM80 173H81V172H80ZM80 173H79V174H80ZM97 173H100V172H96V174H95L96 176L98 175ZM131 173H132L133 177H134V175H136V177H134L135 179L137 178V175L139 174V173L134 174V173H135L134 170H133V172H131ZM131 173H130V174H131ZM175 173H176V172H175ZM215 173H216V172H215ZM215 173H214V174H215ZM232 173H234V172H232ZM252 173H253V170L251 171L250 174L252 175ZM263 173H264V172H263ZM263 173H262V175H263ZM39 174H38V175H39ZM43 174H44V173H43ZM101 174L104 175L105 173H104V174L101 173ZM101 174H100V175H101ZM161 174H163V173H161ZM214 174H212V172H211V175H214ZM217 174H220V173H217ZM217 174H216V175H217ZM236 174H237V173H236ZM250 174H249V173H243V174H242V173H239V174L236 176V177H238V178H237L236 185L233 186V188H230V187L228 188V187H226V186H224L223 188L220 187L221 190H223V189L226 187V188H228L230 191H232V192H231V195H229V196L227 195V194H228V193H227L226 196H221L222 198H221V197H219V198L216 197V198H212V199H210L211 197L207 198V197H205V196L203 195L204 198L210 199V200H212V201H217V198H218V200L221 199V200H219V201H225L226 203L229 202L230 204H232V202H233V203H234V204H233L234 207H235L236 205L240 204V203H241V204L244 203V201H248V200H250V202H251L252 199H254V201H255V198L258 199V205H256V207H255L253 210L251 209L252 211H249V213L247 212L248 215H247L244 219L242 218L241 220H238L236 217H234V218H232V219H234V220H232V222L230 221L231 224L233 223L232 226H231V227H232V231H233V230H234V231H235V230L237 231V228H239L241 225L246 224L247 227H248L249 225H250V228L253 227V228L251 229V230H253V232H250L251 234L253 233V235H248V236L246 235L245 238H240V240L237 242L236 245H231V246H230L229 244H228V245H227V244H224V245L221 244V245H222V248L219 246V247L221 248L219 252H220L221 254L226 253V255L223 256V258H222L220 264H234V260H233V257H234V256H233V254H234L233 251H234V250H232V252L229 251V249H231L230 247L234 246V247H235V250H237V253H238V252H240V251H242V250H245L247 247H249L250 243L253 242V240L256 241V242L259 244V245H258V257H257V259H253V260H255V262L252 261V263H250V264H264V235L262 234V232L264 231V223L261 222L262 219L264 220V184L262 183V180H261V181H260L261 185H259V186H255V185H254V186H249V187H251L252 189H250V188H249V189L245 188V186H243V185L245 184L246 179H247V178H250V176H251ZM9 175H11V174H9ZM9 175H6V176H4V177H7V176H8V178H9ZM55 175H56V174H55ZM58 175H59V174H58ZM74 175H75V174H74ZM76 175H77V174H76ZM126 175L128 176V178H130L129 176H131V175L128 174V172L126 173ZM126 175H124V176H126ZM144 175H145V174H144ZM216 175H214V176L216 177ZM262 175H261V177H262ZM23 176H24V175H23ZM23 176H21V177H23ZM31 176H32V175H31ZM43 176H44V175H43ZM50 176H51V175H50ZM53 176H54V175H53ZM53 176H51V177H53ZM87 176H88V175H87ZM96 176H95V177H96ZM98 176H99V175H98ZM105 176H106V175H105ZM140 176H141V174L138 175V177H139V178H137L138 180H139V179H142V177L140 178ZM142 176H143V175H142ZM153 176H154V175H153ZM173 176H175V175H173ZM173 176H172V177H173ZM196 176H197V175H196ZM198 176L200 177V175H198ZM207 176H208L207 178L210 179L209 175H207ZM218 176H220V175H217V177H218ZM252 176H254V175H252ZM16 177H17V176H16ZM39 177L41 178L40 175H39ZM54 177H57V176H54ZM54 177H53V178H54ZM100 177H101V176H99V178L97 177V178H96V181H97L98 179H103V178H100ZM133 177H132V178H133ZM146 177H147V176H146ZM148 177H149V176H148ZM172 177H171L170 179H173ZM186 177H185V178H186ZM202 177H203V174H202ZM202 177H201V178H202ZM215 177H214V178H215ZM224 177H225V176H224ZM231 177H232V176H231ZM231 177H230V179H231ZM2 178H3V177H2ZM2 178H0L1 183H3V185L6 186L7 183L5 184V182H2V181H9L10 178H9V179H8V178H6V179L3 178L4 180H3ZM77 178H78V177H77ZM79 178H80V177H79ZM79 178H78V179H79ZM143 178H144V177H143ZM168 178H169V177H168ZM174 178H175V177H174ZM214 178H213V179H214ZM221 178H222V177H221ZM221 178H218V179H221ZM251 178H253V177H251ZM37 179H38V178H37ZM104 179H105V178H104ZM137 179H136V180H137ZM146 179H148V178H146ZM161 179H162V178H161ZM191 179H192V178H191ZM211 179H212V178H211ZM225 179H227V178H225ZM260 179H261V178H260ZM30 180H31V179H30ZM75 180H76V178H75ZM75 180H74V181H75ZM128 180H129L130 182H132L134 179H132V180L128 179ZM136 180L134 181L133 184H135V182H136V185H137V182H138V181H136ZM188 180H190V179H188ZM201 180H202V179H201ZM201 180H200V181H201ZM214 180H215V179H214ZM231 180H232V181H235V177H234V179L232 178ZM252 180L254 181V178H253ZM92 181H95V180H92ZM92 181L90 182V184H89V181H88V183H87L89 186L92 185V186H90V188H93V183H92ZM96 181H95V182H96ZM99 181H100V180H99ZM190 181H191V180H190ZM215 181H216V180H215ZM218 181H219V180H218ZM48 182H50V180H49ZM48 182L46 183L47 185H48ZM77 182H78V180H77ZM79 182H80V181H79ZM95 182H94V183H95ZM102 182H103V181H102ZM104 182H105V181H104ZM139 182H140V180H139ZM141 182H142V181H141ZM141 182H140V183H141ZM148 182H149V180H147L146 183H148ZM180 182H181V181H180ZM180 182H179V183H180ZM192 182H195V181H192ZM196 182H198V179H197ZM225 182H226V180H225ZM31 183H32V182H31ZM50 183H51V182H50ZM91 183H92V184H91ZM97 183H98V182H96V188H97V185L100 187V185L97 184ZM100 183H101V182H100ZM150 183H151V182H150ZM227 183H229L228 180H227ZM21 184H22V183H21ZM35 184H37V183H35ZM39 184H40V183H39ZM68 184H70V183H68ZM68 184H67V185H68ZM105 184H108V183H104V185H105ZM176 184H178V183H176ZM181 184H184V182H182ZM204 184H205V183H204ZM213 184H214V183H213ZM216 184H218V183L216 182ZM22 185H23V184H22ZM22 185H21V187H22ZM47 185H46V186H47ZM49 185H50V184H49ZM104 185H103V186L101 185V187H104ZM129 185H130V183H129ZM162 185H163V184H162ZM173 185H174V184H173ZM194 185H195V184H194ZM205 185H207V184H205ZM34 186H37V185H34ZM68 186H69V185H68ZM76 186H77V185H76ZM105 186L108 187L107 189H109V187H111V184H110L109 186H107V185H105ZM140 186H141V185L138 186V189H139ZM143 186H145V185H143ZM143 186H141V188H143ZM152 186H153V185H152ZM159 186H160V185H159ZM201 186H202V185H201ZM213 186H214V185H213ZM213 186H211V185L208 184L207 187H208V188H209V187L212 188ZM215 186H216V185H215ZM23 187H24V186H23ZM32 187H33V186H32ZM87 187H88V186H87ZM87 187H86V188H87ZM94 187H95V186H94ZM101 187H100V189H101ZM188 187H189V186H188ZM188 187H187V188H188ZM198 187H200V186H198ZM218 187H219V186H218ZM246 187H247V186H246ZM25 188H26V187H25ZM67 188H68V187H67ZM70 188H71V187H70ZM84 188H85V187H84ZM211 188H209L210 191L213 189V188H212V189H211ZM226 188H225V189H226ZM82 189H83V188H82ZM201 189L203 190V187H202ZM214 189H216V191H217V188H216V187H215ZM34 190H35V189H34ZM68 190H69V189H68ZM188 190H189V189H188ZM192 190H193V189H192ZM96 191H97V190H96ZM114 191H115V190H114ZM143 191H144V190H143ZM193 191H194L195 193H197L195 190H193ZM204 191H205V189H204ZM206 191H207V190H206ZM22 192H23V190H22ZM185 192H187V191H185ZM211 192H212V191H211ZM69 193H70V191H69ZM115 193H116V192H115ZM183 193H184V192H183ZM113 194H114V193H113ZM180 194H181V193H180ZM197 194H199V193H197ZM221 194H222V193H221ZM26 195H27V194H26ZM26 195H25V197H26ZM64 195H65V194H64ZM97 195H98V194H97ZM99 195H100V194H99ZM104 195H105V194H104ZM116 195H117V194H116ZM128 195H129V194H128ZM184 195H185V196H186V195L188 196V194H185V193H184ZM111 196H112V195H111ZM132 196H133V195H132ZM182 196H183V194L180 196V199H181ZM187 196H186V197H187ZM57 197H58V196H57ZM62 197H63V196H62ZM90 197H91V196H90ZM96 197H97V196H96ZM102 197H103V196H102ZM186 197H184V201H186V200H185ZM224 197L227 198V199L224 200ZM86 198H87V197H86ZM98 198H99V196H98ZM114 198H115V197H114ZM129 198H130V197H129ZM131 198H132V197H131ZM229 198H230V199H229ZM83 199H85V197H84ZM95 199H96V198H95ZM111 199H112V198H111ZM138 199H139V198H138ZM194 199H197V198H194ZM215 199H216V200H215ZM222 199H223V200H222ZM0 200H1V199H0ZM28 200H29V199H28ZM59 200H60V199H59ZM71 200H72V199H71ZM93 200H94V198H93ZM146 200H147V199H146ZM178 200H179V199H178ZM181 200H183V198H182ZM227 200H228V201H227ZM229 200H230V201H229ZM4 201H5V200H4ZM11 201H12V200H11ZM24 201H25V199H24ZM72 201H73V200H72ZM95 201H96V200H95ZM110 201H112V200H110ZM135 201H136V200H135ZM157 201H158V200H157ZM159 201H160V200H159ZM179 201H180V200H179ZM20 202H21V201H20ZM28 202H29V201H28ZM99 202H100V201H99ZM115 202H116V200H115ZM136 202H137V201H136ZM199 202H200V200H198V202H197V201H196V202H195V201H194V202L191 201V203H194L196 206H195L194 204H189V205L191 206V207H190L188 204H185V208H183V209H190V208H191L190 211H192L193 208H196V207L199 206V204H197V203H199ZM201 202H202V200H201ZM201 202H200V203H201ZM256 202H257V200H256ZM52 203H53V200H52ZM113 203H114V201H113ZM189 203H190V202H189ZM245 203H246V205L249 204V202H245ZM5 205H6V204H5ZM5 205H4V203H3V208L6 207ZM187 205H188V206H187ZM222 205H223V204H222ZM222 205H219V206H222ZM243 205H244V204H243ZM183 206H184V204L182 205V207H183ZM205 206H206V204H205ZM223 206H224V205H223ZM0 207H1V205H0ZM53 207H54V205H53ZM180 207H181V206H180ZM207 207L210 209L211 206H207ZM241 207H242V205H241ZM245 207H246V206H245ZM245 207H244V209H245ZM6 208H7V210H9V209H8V208H9V207H8V204H7V207H6ZM198 208L201 209V208H204V206H202L201 208H200V206H199ZM41 209H42V208H41ZM199 209L196 208L195 210H197V211L194 210L193 212H194V213H195V212H200V213H202L203 209H201L200 211H198ZM236 209H237V208H236ZM3 210H6V209L4 208ZM3 210H2V212H3ZM211 210H212V209H211ZM218 210H219V209H218ZM39 211L41 212L40 209H39ZM184 211H186V210H184ZM0 212H1V211H0ZM17 212H18V211H17ZM54 212H55V211H54ZM60 212H61V211H60ZM69 212H70V211H69ZM86 212H87V211H86ZM212 212H214V210H213ZM4 213H5V211H4ZM14 213H15V212H14ZM55 213H56V212H55ZM57 213H58V212H57ZM63 213L65 214V212H63ZM63 213H62V214H63ZM71 213H73V212H71ZM181 213H182V212H180V214H181ZM184 213H186V212H184ZM205 213H210V214H212L210 211H205L204 214H205ZM7 214H8V213H7ZM9 214L11 215L12 213H9ZM52 214H53V213H52ZM73 214H75V213H73ZM202 214H203V213H202ZM213 214H214V213H213ZM5 215H6V214H5ZM5 215H4V216H5ZM14 215H16V214H14ZM17 215H18V214H17ZM43 215H44V213H43ZM50 215H51V214H50ZM40 216H42V215H40ZM40 216H39V218H40ZM46 216H47V217L49 216V215H47V212H46ZM67 216H68V215H67ZM157 216H158V215H157ZM5 217H7V216H5ZM5 217H4V218H5ZM47 217H46V218H47ZM72 217H73V216H72ZM183 217H186V216H183ZM187 217H188V216H187ZM231 217H232V216H231ZM0 218L2 219L3 217H0ZM9 218H10V216H9ZM12 218H13V217H12ZM63 218H64V217H63ZM63 218H62V219H63ZM75 218H76V217H75ZM78 218H79V217H78ZM91 218H92V217H91ZM140 218H141V217H140ZM7 219H8V217H7ZM42 219H43V218H42ZM42 219H41L40 221H42ZM59 219H60V218H59ZM62 219H60V220H62ZM93 219H94V217H93ZM153 219H155V218H153ZM182 219H183V218H182ZM52 220H54V219H52ZM63 220H65V219H63ZM63 220H62V221H63ZM69 220H70V219H69ZM155 220H156V219H155ZM155 220H154V221H155ZM157 220H158V219H157ZM178 220H179V219H178ZM180 220H181V219H180ZM70 221H71V220H70ZM70 221H69V222H70ZM73 221H74V220H73ZM114 221H115V220H114ZM142 221H144V219H143ZM184 221H185V220H184ZM196 221H197V220H196ZM203 221H207V219H204ZM9 222H10V221H9ZM37 222H38V220H37ZM66 222H67V221H66ZM91 222H92V221H91ZM178 222H179V221H178ZM263 222H264V221H263ZM61 223H62V222H61ZM71 223H72V222H71ZM94 223H95V222H94ZM94 223H93V224H94ZM143 223H144V222H143ZM150 223H151V221H150ZM150 223H149V224H150ZM154 223H155V222H154ZM180 223H182V222H180ZM180 223H178L177 225H179ZM11 224H12V223H11ZM43 224H44V223H43ZM75 224H76V222H75ZM75 224H73V225L75 226ZM84 224H85V223H84ZM93 224H92V226H93ZM97 224H98V223H97ZM144 224H145V223H144ZM156 224H157V223H156ZM29 225H30V224H29ZM64 225H65V223H64ZM73 225H71V228H74ZM95 225H96V224H95ZM152 225H154V224H152ZM166 225H167V224H166ZM173 225H174V229H175V228L177 227V226H175L176 223L173 224ZM173 225L171 226L172 229H173ZM2 226H3V225H2ZM12 226H13V224H12ZM12 226H11V227H12ZM202 226H203V225H202ZM218 226H219V231L221 232V234L219 233L220 235H225V236H227V235H229V233L231 232V231H230L231 229L228 228V225H227L224 221H222V222L220 223V225H219V223H218ZM218 226H217V227H218ZM251 226H252V227H251ZM13 227H14V226H13ZM62 227H63V225H62ZM81 227H83V226H81ZM81 227H80V229H81ZM93 227H94V229H95V228L97 227V225H96V227H95V226H93ZM136 227H138V226L136 225ZM146 227H147V226H146ZM146 227H145L144 229H146ZM152 227H153V226H152ZM155 227H156V226H155ZM168 227H169V226H167V229H166V230H165V229H163V230L159 229L160 233L162 232V234H163V233H167V234H168ZM244 227H245V226H244ZM69 228H70V227H69ZM71 228H70V229H71ZM160 228H161V226H160ZM11 229H12V228H11ZM32 229H33V228H32ZM66 229H67V228H66ZM70 229H69V230H70ZM80 229H79V230H80ZM83 229H84V228H83ZM83 229H81V232H82V233H83V231H82ZM92 229H93V228H92ZM102 229H103V227H102ZM137 229H138V228H137ZM139 229H140V228H139ZM152 229H153V228H152ZM154 229H155V228H154ZM177 229H178V228H177ZM239 229H240V228H239ZM244 229H245V228H244ZM246 229H247V228H246ZM6 230H7V229H6ZM8 230H9V229H8ZM50 230H51V229H50ZM62 230H63V229H62ZM62 230H61V231H62ZM97 230L99 231V229H97ZM140 230H141V229H140ZM140 230H139V231H140ZM209 230H210V229H209ZM247 230H248V229H247ZM92 231H93V230H92ZM95 231H96V230H95ZM100 231H101V229H100ZM146 231H148V230H146ZM154 231L156 232V230H154ZM164 231H165V232H164ZM170 231H172V230H170ZM174 231H175V230H174ZM174 231H173V235H174ZM215 231H216V229H215ZM219 231H218V232H219ZM238 231H239V230H238ZM241 231H242V228H241ZM6 232H7V231H6ZM10 232H11V231H10ZM67 232H68V231H67ZM81 232L79 231V232H77V233H79V234H77V233H76V234L81 236V235H82V234H80ZM87 232H88V231H87ZM102 232H103V231H101V233H102ZM140 232H142V230H141ZM3 233H4V232H3ZM8 233H9V232H8ZM13 233H14V232H13ZM35 233H36V232H35ZM35 233H34V234H35ZM48 233H49V230H48ZM64 233H65V232H64ZM90 233H92V232H89L88 234H90ZM101 233H100V235H101ZM108 233H109V232H108ZM169 233H170V232H169ZM236 233H238V232H236ZM45 234H46V233H45ZM45 234H43V235H45ZM83 234H84V233H83ZM97 234H98V233H97V231H96V234H95L94 236H96ZM132 234H133V233H132ZM178 234H179V233H178ZM178 234H177L176 236H178ZM219 234H218V235H219ZM230 234H231V233H230ZM258 234H260V235H258ZM261 234H262V235H261ZM4 235H5V234H4ZM37 235H38V234H37ZM100 235H98V237H100ZM102 235H103V234H102ZM108 235H109V234H108ZM173 235H170V236H173ZM0 236H1V235H0ZM24 236H25V235H24ZM35 236H36V234H35ZM45 236H46V235H45ZM45 236H43V237H45ZM59 236H60V235H59ZM63 236H64V235H62V237H61V236H60V237L63 238ZM67 236H68V235H67ZM75 236H76V235H75ZM80 236H79V238H81ZM91 236H92V235L90 234L89 237H91ZM174 236H175V235H174ZM174 236H173V237H174ZM238 236H239V235H238ZM244 236H245V235H244ZM5 237H6V236H5ZM9 237L11 238V240L9 239V242H10V241L13 240V238H12L13 235H12V237H11V235H10ZM60 237H59V239H60ZM76 237H77V236H76ZM92 237H93V236H92ZM108 237H109V236H108ZM126 237H127V236H126ZM135 237H136V236H135ZM144 237H145V236H142V238H144ZM156 237H157V236H156ZM7 238H8V236H7ZM46 238H47V237H46ZM68 238H69V236H68ZM138 238H139V237H138ZM138 238H137V239H138ZM223 238H224V237H223ZM225 238H226V237H225ZM0 239H1V238H0ZM23 239H24V238H23ZM83 239H84V237L81 238L82 241H84ZM89 239H90V238H89ZM91 239H92V238H91ZM104 239H105V238H103L102 241H103ZM152 239H155V237H153ZM156 239H157V238H156ZM158 239H159V238H158ZM2 240H3V239H2ZM25 240H26V238H25ZM64 240H65V239H64ZM64 240H63V241H64ZM74 240H75V237H74ZM78 240H79V239H78ZM78 240L74 241V243H77ZM81 240H80V241H81ZM92 240L95 241L94 239H92ZM92 240H91V241H92ZM164 240H165V239H164ZM164 240H162V241L160 240L161 244H162V242H163ZM167 240H168V239H167ZM172 240H173V239H172ZM175 240H176V239H174V242H173V243L176 242ZM177 240H178V239H177ZM201 240H202V238H201ZM223 240H225V239H223ZM66 241H67V240H66ZM89 241H90V240H89ZM125 241H126V240H125ZM155 241H156V240H154V242H155ZM169 241H171V240H169ZM169 241H167L168 244H167L166 242H164L165 244H167L166 246H168V247H169V245H170V244H169ZM187 241H188V240H187ZM226 241H227V239H226ZM6 242H7V241H6ZM6 242H5V244H6ZM29 242H30V241H29ZM47 242H48V241L46 240V243H47ZM104 242H105V240H104ZM111 242H112V241H111ZM133 242H134V241H133ZM136 242H137V241H136ZM160 242H159V244H160ZM46 243H45V244H46ZM49 243H50V242H49ZM88 243H89V242H88ZM143 243H144V244H143ZM150 243H151V242H150ZM182 243H183V242H182ZM197 243H198V242H197ZM224 243H225V242H224ZM1 244H2V243H1ZM3 244H4V243H3ZM24 244H25L24 246H27L26 243H24ZM28 244H29V243H28ZM59 244H60V243H59ZM64 244H65V243H64ZM81 244H82V243H81ZM84 244H87V243H84ZM89 244H90V243H89ZM89 244H87V247L89 246ZM91 244H92V243H91ZM94 244H95V243H94ZM94 244H93L92 247H94ZM111 244H112V243H111ZM114 244L116 245V248H117V247H118L117 244H116V243H114ZM114 244H113V245H114ZM134 244H135V242H134ZM151 244H152V246H153L154 243L152 242ZM161 244H160V247H161ZM176 244H179V243L176 242ZM191 244H192V243H191ZM47 245H48V244H47ZM51 245H52V244H51ZM51 245H50V246H51ZM53 245H54V244H53ZM57 245H58V244H57ZM60 245H61V244H60ZM72 245H74V244L72 243ZM72 245H71V246H72ZM76 245H77V244H76ZM96 245H98V244H96ZM136 245H138V244H136ZM139 245H140V246L142 245V247H143V245H145V242L142 241V244L139 243ZM149 245H150V244L144 246V248H146V247L149 246ZM157 245H158V244H157ZM157 245H156V246H157ZM163 245H164V244H163ZM13 246H14V245H13ZM31 246H32V244H31ZM42 246H43V245H42ZM45 246H46V245H45ZM45 246H44V247H45ZM90 246H91V245H90ZM110 246H111V245H110ZM133 246H134V245H133ZM133 246H132V247H133ZM172 246H173V245H171L170 247H172ZM212 246H213V245H212ZM229 246H230V247H229ZM8 247H9V246H8ZM28 247H30V245H29ZM28 247H26L27 249H25V250H28V252L30 253V250H29L30 248L28 249ZM84 247H85V245H84ZM100 247H101V246L98 247V248H99L98 250H101ZM111 247L113 248V246H111ZM111 247H110V248H111ZM132 247H130V249H129L130 251H131V248H132ZM142 247H141V249H142ZM158 247H159V245H158ZM158 247L153 246L154 249H155V248H158ZM219 247H218V248H219ZM6 248H7V247H6ZM31 248H33V246H32ZM74 248H76V247H74ZM77 248H78V247H77ZM85 248H86V247H85ZM95 248L97 249V247H95ZM95 248H94V249H95ZM119 248H120V247H119ZM127 248H128V246H127ZM127 248H126V252H125V253L128 254V256H132V255H131V252H129V251L127 252V250H128ZM134 248H137V247L134 246ZM134 248H133V249H134ZM147 248H149L150 251L152 250V247H151V246H149V247H147ZM173 248H174V246H173ZM197 248H198V247H197ZM55 249H56V248H55ZM71 249H72V248H71ZM83 249H84V248H83ZM88 249H89V247H88ZM88 249H87V250H88ZM117 249H118V248H117ZM163 249H164V247H162V250H163ZM166 249H167V247H166ZM201 249H202V248H201ZM11 250H12V249H11ZM32 250H34V249H32ZM52 250H53V249H52ZM56 250H57V249H56ZM78 250H79V249H78ZM142 250H143V249H142ZM142 250H141V251H142ZM169 250H170V249H169ZM186 250H187V249H186ZM186 250H185V251H186ZM210 250H211V249H210ZM13 251L16 252V249L13 250ZM43 251H44V250H43ZM58 251H60V250H58ZM58 251H57V252H58ZM118 251H119V249H118ZM134 251H135V250H134ZM134 251H133V256H134L135 254L138 255L137 253H134ZM144 251H146V250H144ZM150 251H149V254H150ZM167 251H168V250H167ZM170 251H171V250H170ZM213 251H214V250H213ZM28 252H27V253H28ZM32 252H33V251H32ZM46 252H47V251H46ZM77 252H78V251H75V253H77ZM151 252H152V257H151V256H150V257L153 258V257H154V254H155L156 251L153 252V250H152ZM157 252H158V251H157ZM157 252H156V253H157ZM164 252H165V251H164ZM200 252L202 253V251H200ZM203 252H204V250H203ZM209 252H211V251H209ZM12 253H13V252H12ZM25 253H26V251H25ZM54 253H55V252H54ZM66 253H67V252H66ZM84 253H85V252H84ZM145 253L147 254V252H145ZM205 253H206V252H205ZM240 253H241V252H240ZM14 254H15V253H14ZM34 254H35V252H34ZM34 254L32 253L33 257L35 258L36 256H35ZM81 254H82V253H81ZM88 254H90V256H92V257L94 256L93 258H95V257H96V258H97V257L100 258V256H97L96 253H92V252H91V253H88ZM88 254H86V256H85V255H83V256L87 257ZM129 254H130V255H129ZM158 254H159V253H158ZM160 254H161V252H160ZM170 254H172V253H170ZM173 254H175V253H173ZM217 254H218V253H217ZM9 255L11 256V255H13V254H9ZM70 255H71V253H70ZM108 255H109V254H108ZM167 255H168V254H167ZM167 255H166V256H167ZM188 255H189V254H188ZM207 255H208V254H207ZM235 255H236V254H235ZM10 256H9V258H10ZM37 256L40 257V256H39V253L37 254ZM54 256H55V255H54ZM57 256H58V255H57ZM81 256H82V255H81ZM105 256L107 257V255H105ZM111 256H112V255L110 254V258H111ZM123 256H125V255L123 254ZM200 256H201V255H200ZM202 256H203V255H202ZM205 256H206V255H205ZM7 257H8V256H7ZM30 257L32 258V256H30ZM67 257H68V259L70 258L69 256H67ZM67 257H66V258H67ZM72 257H73V254H72L71 258H72ZM103 257H104V256H102V258H103ZM134 257H136V256H134ZM147 257H148V256H147ZM224 257L226 258L225 260H224ZM11 258H12V257H11ZM13 258H14V257H13ZM13 258H12V259H13ZM19 258H20V256H19ZM22 258H23V257H22ZM40 258H41V257H40ZM77 258H78V257H77ZM99 258H98V259H99ZM138 258H140V257L138 256L137 259H138ZM162 258H163V257H162ZM20 259H21V258H20ZM32 259H33V258H32ZM36 259H37V258H35V260H36ZM41 259H42V258H41ZM56 259H57V258H56ZM103 259H104V258H103ZM140 259H141V258H140ZM148 259H149V257H148ZM148 259H146V260H148ZM153 259H154V258H153ZM200 259H201V258H200ZM4 260H7V259H4ZM8 260L11 261L10 259H8ZM24 260H25V259H24ZM37 260H38V259H37ZM77 260H78V259H77ZM87 260H88V259H87ZM106 260H107V259H106ZM112 260H113V259H112ZM154 260H156V259H154ZM158 260H159V259H158ZM9 261H7V262H9ZM12 261H13V260H12ZM12 261H11V262H12ZM19 261H21V260H19ZM38 261H39V260H38ZM43 261H44V260H43ZM43 261H42V260H41V262L39 261L40 264H41V263L44 264ZM63 261H64V260H63ZM75 261H76V260H75ZM85 261H86V260H85ZM99 261H101V260H99ZM114 261H115V260H113V262H114ZM156 261H157V260H156ZM207 261H208V260H207ZM23 262H24V261H23ZM27 262H28V261H27ZM55 262H56V261H55ZM79 262H80V261H79ZM82 262H83V261H82ZM87 262L90 263L91 261L88 260ZM93 262H94V261H93ZM102 262H103V261H102ZM109 262H110V261H109ZM120 262H121V261H120ZM4 263H5V262H4ZM29 263H30V262H29ZM56 263H57V262H56ZM61 263H62V261H61ZM121 263H122V262H121ZM123 263H124V262H123ZM181 263H182V262H181ZM194 263H195V261H194ZM17 264H19V262H18ZM24 264H26V263H24ZM49 264H50V262H49ZM64 264H66V263L64 262ZM72 264H73V263H72ZM74 264H77V262H75ZM107 264H109V263H107ZM113 264H114V263H113ZM247 264H248V263H247Z\"/></svg>", "mask_w": 264, "mask_h": 264}]
</instances>
